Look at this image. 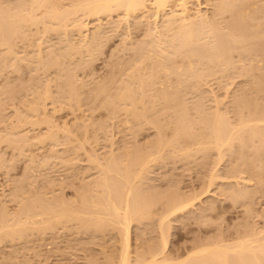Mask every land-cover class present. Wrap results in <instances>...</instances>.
<instances>
[{
  "label": "rangeland",
  "instance_id": "rangeland-1",
  "mask_svg": "<svg viewBox=\"0 0 264 264\" xmlns=\"http://www.w3.org/2000/svg\"><path fill=\"white\" fill-rule=\"evenodd\" d=\"M3 0H0V7H2V3H3V6H7V5H9V7H11V6H15V4H14V2L16 3L17 2V0L15 1H13V0H4L3 2H2ZM9 1H11L12 3L10 4V2ZM64 1L65 0H63V2H61V3H64ZM152 0H148V5L150 4L149 2H151ZM173 1V0H172ZM192 1V2H191ZM209 1V2H208ZM197 0V2L194 0H190V2H191V4H189V5H191V7H192V3H193V7L192 8H200V9H202V11H204L205 10V12L204 13H208L209 14V11L210 12H212L210 9H212V1H214V0ZM8 2H9V4H8ZM66 2V1H65ZM196 2V3H195ZM210 2H211V4H210ZM6 3V4H5ZM18 3H19V0H18ZM17 3V4H18ZM175 3V0L172 2V4L171 3H169L170 4V6L171 5H175L174 4ZM13 4V5H12ZM66 4V3H65ZM146 4V5H147ZM151 4H152V2H151ZM150 4V5H151ZM196 4H199V7H198V5H196ZM208 4V5H207ZM210 4V5H209ZM13 6V7H14ZM169 6V7H170ZM8 8V7H7ZM194 9H192L193 11H194ZM197 9H195V10H197ZM209 10V11H208ZM193 11H192V13H193ZM207 11V12H206ZM41 12H39L38 14L39 15H41L40 14ZM119 13V14H118ZM118 13H116V12H114V14H113V12H112V14L108 17V16H106V18H105V16H103V15H99L100 16V18H101V22H100V19L98 20L97 19V16L96 17H94V19L92 18V17H89V18H84L82 21H85V22H90L92 25H90L89 24V26H91V27H89V28H91V30L94 28V25H97L96 23H98L97 22V20L100 22V23H98V24H101V28H102V30H103V35H102V37H103V44H101L99 47H93V49H96V50H94L93 51V49H92V51L91 52H85L84 53V51L83 50H81V53H76L77 55H75V56H77L76 57V59L73 61V60H71V57H70V60L71 61H69V57L67 58V57H65L64 56V58H67L66 60L67 61H69L68 63H67V61L64 59V58H62V61H63V63H62V61H61V58H59V62H61L60 63V65H57V67L56 66H52V68H50L51 66H49L50 65V63H49V65H48V63L47 62H50V61H52L53 59H51V58H53V57H55L56 56V54H53L52 56L53 57H51L50 56V61H47L46 59H44V58H46L45 56H47V59L49 60V58H48V51H50L49 49H53L52 51L53 52H51V53H58V52H60V54H62L61 53V49H62V51H64V49H65V51H66V48L68 47V45L66 46V44L64 43L65 41H67L68 43L70 42V37L72 36H70V37H68L69 39V41L66 39V38H64V34L63 33H60V32H62V31H60V32H58L59 33V35H57V34H53L52 32H50V30H49V28H53V30L55 31V25L52 27V26H50L49 27V25L48 24H50L48 21H47V19H45L44 20V22H43V25H45V21H47V23H46V25L45 26H47V29H46V27H45V29H46V33H43V31H44V26H43V29L41 28L42 26H41V22H38L40 25H36L35 27H36V30L38 29V31H39V34L37 35V32L38 31H36V30H34V25H32L31 27V30H30V32L29 31H27L26 29H25V32L27 33V35L25 34V38L23 37V35H20V37H22V39L20 40L19 38L20 37H18V39L20 40H18L17 39V41L18 42H16V40H14L15 41V43L13 44V47H15V50H14V48L12 47V50L14 51V52H16V54L12 51V50H9V52H11L12 51V53L13 54H15V56L17 55V56H19V59H20V61H21V63H19L20 61H19V59H18V57H17V59L15 60V62L17 61H19L18 63L16 62V64H19L18 65V67H17V65H15L16 67H13L14 65H12L13 63H11V66H9L8 64H10L7 60H9V59H7V57L8 56H6V54L5 53H7V52H5V50H4V55L2 56L1 55V52L3 51V48L5 47H1L2 48V51L0 50V58L2 59V57H3V59H5L4 60V62L5 61H7V63L5 64V65H8V66H5V67H2V64L3 63H1L0 65V69H1V67H2V69L0 70V206H1V208L2 209H0V215H2V214H5V211H6V213L8 212V210H9V214L11 213V216H10V219L11 220H13L14 218V216L12 217V215H14L16 212V216H17V214H18V212H20L22 209H20V208H22V206L24 207V208H26V206H27V203H31V204H33L34 203V205L36 206H34L35 208V210H37L36 211V214H37V217H36V215H33V216H35L37 219H39V220H42V219H40V218H38V217H42L43 215H44V217H45V213H43V215L41 216V215H39L41 212H43L44 211V209H46L47 207V205H48V201H49V203L52 201L53 202V200L54 201H57V199L55 200L54 199V197H56L57 198V195H58V199L60 200L59 201V203H61V200L64 202V204L66 203V204H68V205H66V206H70V207H72L69 211H72L73 209V212H75V211H77V212H75L76 214H71L70 212H67V214H69V216L70 215H72V218H70V217H68V219L70 218V220H67V219H64V220H62V222L64 223L65 222V224L63 225V223L61 222V223H58L57 224V222H56V225H54L53 224V226H57L56 228L54 227V229L52 228V226H48V225H46L45 226V224L43 225H41V224H38V225H35V226H32L34 229L29 233V231H27L28 233H26V235H24L25 237H26V239L25 238H21V240H23L22 242H21V240L20 239H18V237H13L14 239H16L15 241H13V238L11 237V238H9V239H6V237L4 238L2 235V237L0 238L1 240V242H0V264H92V262H93V260L95 261V259H97L95 262H97L96 264H100V263H105V261H106V259H104V256H106L107 258H108V255H110L111 253V255L109 256V259H107V261H106V263L108 262V261H110V259L111 258H115L114 257V255H118V253L120 252L119 250H120V248H121V244H122V241L121 240H119V239H121V238H119V237H121V235H118L120 232V230H118V228L120 229V227L119 226H116V227H114V224H113V222H112V220H111V222L108 220V219H106V217L104 216V215H106V214H102V211L105 209V205H104V208H103V210H101L102 209V207H101V209H100V211H101V213H100V211L98 212L97 210L99 209H97V208H94V206L92 205V207H90L91 205L89 204L88 206L89 207H85V205L89 202L90 203V200H88V201H86L87 203H85L84 201L85 200H87L88 198L89 199H93V200H91V201H93V204L95 203V202H97V201H94V200H97V199H99L100 200V202L101 201H104L105 200V196H107V195H112L113 194V192H111L110 190L111 189H113L114 190V196L115 197H113V195H112V197L110 198V195L108 196V197H106V202H107V198L108 199H112V201H113V199H114V201L115 202H118V201H116L117 199H119V198H117L116 196H117V194L116 193H120V189L122 188V187H120V185L121 186H123L124 185V182L125 181H122L123 180V178L122 177H124V180H126L127 181V178H129V177H127L126 178V176H125V174L126 173H124V172H127V173H129L130 174V171H131V167L132 166H137V163L140 165V163L143 165H141V167L144 169H142V171L143 172H140L141 174H142V176L143 175H145V178H144V176L142 177L143 179H142V181L141 180H138L139 178L138 177H136V179L138 180V182H137V180L135 179V181H136V183L134 182V183H132V185L133 184H135L134 186H132L133 188H134V190L138 187H142V189L145 187V188H147V187H150V188H147L148 190H145V188H144V190H142L141 189V187H140V189L138 190L139 191V193L136 191H134V193H137V194H140L141 193V191L140 190H142V191H146V192H148L149 190V192L150 193H152L151 195L149 194H145L146 196H147V198L148 199H145V198H140L137 194L136 195H134V197L136 196L137 198H138V200L137 199H134V197L132 196V194H131V196H132V198L134 199V200H136L137 202L139 201V198H140V200L142 199V203L144 204L145 202L143 201V199L144 200H149V202H150V200H152L153 201V203L151 204V202H150V204L149 203H145V207H147L146 205H150V207L148 206L145 210H143V207L144 206H141V207H138L140 204H141V202H140V204H139V202H138V208L137 209H139V208H141V210H143L142 211V213L140 214L139 212H138V214L137 215H135L134 216V218H133V220L131 221V226H130V242L132 243L131 244V247L132 246H134L133 247V249H131L132 251L133 250H137V248L140 250V251H143V249L145 248V246H147V244L148 245H151V244H149V243H156V245H158L159 246V244H160V240H162V239H160V235H161V233H160V231H158V229H159V221L161 220L160 219V217L161 216H163L162 214H165V211L167 212V209H165V207L167 208V205H165L166 203H164L165 201L166 202H170L171 204H173L172 203V201H174L175 203L177 202V200H178V197H179V200H180V198H181V196H182V201H187V199H188V201H190L189 200V196H186V195H190V198H191V201L193 202V203H195L193 206H192V208H190L189 206V208L191 209H189L188 207V211H181L180 213H179V211L178 212H175V214H173V215H171L170 217H167V219L165 220V222H167V220H168V225L167 226H169V231H168V229H167V231H168V233H167V231H164V232H166L165 233V237H166V235L168 236V252L167 253H170L171 251L170 250H173L174 252H175V249L177 250H179V252L181 251V249H183V251L185 250V249H188V251H189V249L192 247V245L193 246H195V247H197L198 245L200 246V245H206V244H209V243H223V241H224V243L225 242H232L233 240H236L237 238H239V237H242L241 235H243V236H245L246 235V233L247 232H250L251 234H254L255 232H258L261 228H264V167H262V166H260L259 168H263V170H262V172H261V169H256V168H254V166H257V168H258V165H257V163L258 164H261L260 162H259V157L258 158H256V156H254V154H253V157L252 158H256L257 160H258V162L254 159V160H252V161H256L257 163H255V162H252V164L253 163H255L256 165H254L253 167L251 166V164H250V162L251 161H249V163L247 164V162H246V164H247V166L245 165V164H243L242 163V160H241V158L240 159H238V157L236 158V156H237V154L239 155V153H240V157H242V156H245L246 154L245 153H247V155L249 156V154H248V150L246 151L245 149H246V147H247V149H248V147L250 148V147H252L251 145H252V143H257V141H255L257 138H252V136H251V138H249V136L248 137H244L242 134V137H244V139L245 140H248L249 139V141L250 142H245V144H246V147H244L243 146V148H239L238 149V147H237V149H236V145H237V143L236 142H234V144L236 143V145L234 146V144H233V146H234V148H233V146H232V148H231V152L228 150H226L225 151V148L227 147V146H225V148L223 149H221V151H223L222 153H220V155L219 156H217L218 155V153L220 152V150H219V152H216L215 150L216 149H214L213 150V152L212 151H208V154H207V151H206V148H204L207 144H208V141H209V139L207 140V138H208V136H206L207 134L206 133H208V132H206L205 133V131L207 130V129H205V126H201L200 124L202 123V121L200 122L199 120H198V118H200L199 116H200V114H199V116H198V118H197V110L199 111L200 109H201V113H203V111L205 112V115H206V113H213L214 112V109L217 107L216 105H219L220 104V106H219V108H221L220 110H222L221 111V113L223 114V115H221L220 114V110H218V111H215V115L214 114H210L211 115V117L214 115L215 117H217V112H219V114L223 117V116H226V115H228V116H226L227 117V119H228V117L229 116H231V117H229V121L230 122H228V121H226L227 123H228V125H230L231 124V122H233L234 124H232V125H230V126H235V125H237V124H239L240 122L238 121V120H240V118H239V116L241 117L242 115H243V117H241V119L243 118V119H249L248 117H247V114H249V109L247 108V112L245 111L246 110V105L245 104H243V102H241V103H239V104H241V105H239L238 104V106H241L240 107V109H236L237 108V106L235 107V104L237 105V103L239 102V101H237L236 102V97L237 98H239L240 97V95L242 96V95H244V94H242V92L245 90L246 92H248L247 90H248V88L249 87H253L252 88V90L254 89V86H250V85H252V84H249V82L251 83V81H249L248 79H249V76H247V75H245V74H243L242 73V69H239V68H244L243 66H240L241 65V62L239 61V60H237L238 59V57H236V54H237V56H238V52H236V53H234L233 55H234V57H233V59L231 58L229 61H232V63H230V64H234V63H236V65L237 64H239V66L237 65V67H236V65H235V67H234V65H233V67H232V65H228V66H231L230 68L229 67H227V71L228 72H226V73H224L223 74V77H222V74H220V73H217L215 76H214V74H213V76H209L208 78H205L204 79V82H199V79L197 80L198 82H195L194 80H192L193 81V83L192 82H189V81H187V83H192L193 85H194V83H196L195 85L197 86V85H199V84H201L202 83V85H199V86H201V87H192L193 85H190V84H187V83H185V84H187V86H185L184 85V87L185 88H191V89H193V90H189L188 89V91L185 89V88H183L182 87V89H185V91H181L184 95H182V94H180V93H178L179 94V96L180 95H182V97L180 96H178V94H176L177 95V97L178 98H181L180 100H182V101H179L178 99H177V101L179 102V103H181L182 105H184V107H185V104L186 105H188V106H186V107H188V110H187V108H186V110L188 111H186L185 110V115H186V112H187V114L189 115V114H191L194 110L193 109H190V108H195L196 106L195 105H193L192 104V101H193V103L195 104V103H197L196 105H201V104H203V105H201V107H205L204 109L203 108H201V107H199L200 109H198L197 108V110H195V112H196V114H195V112H193L196 116H195V118H194V115H193V121L195 122V120L196 121H199V122H197V124H195L193 121H191V116L192 115H190V116H187L188 117V120H189V118H191L190 119V122H193L194 124H192L191 125V123H190V125H188V127L187 128H189V127H191L192 126V130H194V131H192L191 130V132H192V134L193 135H195V133H197L198 135H199V133H201L200 135H202L201 137H198V138H194L195 140H196V143H198L197 141L198 140H200L201 138L203 139V136H204V138H205V136L207 137L206 138V140H207V142H203V144H202V141H206V140H200L201 141V143L199 142L198 144H196L195 143V141H194V139H193V136H192V134H190L191 132H188L187 130L188 129H186L185 131H183L181 134L183 135L184 133H186V136H188V135H190L189 137H191L192 136V139L190 138V139H188V138H186V136H185V134L183 135V136H185V137H183V139L186 141V142H188V141H192L191 143H193V141H194V144L195 145H201V146H195L194 144H192V145H194V147L196 148V149H199V150H196V152L195 151H191V149L193 148L194 150H195V148L191 145V147L192 148H189L190 146H188V148L190 149V151L189 150H187L188 152H190V153H188L189 155H188V157H187V151H185V152H179V150L180 149H182L183 147L181 146L180 147V149L178 148V146L177 147H175L174 148V145L172 144L171 146H172V149L174 148V149H177L178 148V150L176 151V150H174L176 153H175V156L174 155H172L171 153L172 152H174V151H172V149H171V146L169 145V143H168V145L170 146L169 148H170V154L173 156V157H171V155L170 156H168V151H169V148H168V145L166 146H164L163 148H162V145H160V143H156V146H155V142H157L158 141V139L156 140H154V138H153V136L154 137H156V134H157V132L159 133V128L160 127H162L161 129H162V132H161V129H160V133L159 134H162L163 132H165V133H163V135L161 136V135H159L158 134V138L160 139V140H162V138H164L163 139V142H167L166 141V137H167V135H169L167 138V140L169 141V139L170 140H174L175 138L174 137H172L171 135L173 134V135H175L176 134V132H174V131H176V125L174 124L176 121H178V119L176 120V121H174L173 120V118H178V117H176V116H178V115H175V117H173V115H174V113H178L177 112V110H175L176 108H173V104L172 103H166L167 105L168 104H170V105H168V108H170L171 109V107H172V109H174V111L175 112H173V110L172 111H168V112H170V114L166 111V114H165V116H163V117H160V116H158V115H156L157 117H159L158 119L159 120H157V121H159L158 123H157V121L155 122V120L157 119V118H155V119H153L154 117H156L154 114H152V115H150V116H152L153 117V115H154V117L152 118H150V119H152V123H151V125L153 124V123H156V125L154 126V125H152V126H149V129H148V126L146 125V124H143V123H145V120L143 121L142 119H143V117H135L136 119H138L137 121L135 120V121H133L131 118H133L134 119V116L132 117V116H128L127 114L129 113V111L131 110V109H127V113H126V115H127V117H131L130 119L129 118H127V117H125L126 115L125 114H122V112H124V110H122V112L119 110V114L117 115V116H120V117H117L116 115H115V112L119 109V105H118V101L115 99V98H113V99H115L116 101H114V102H112V103H110L111 101H113V99L111 100V98H109L111 95H110V91H112V92H117L118 90H121L120 89V85H119V83L117 84V81H118V79L120 80V78L122 79V77L120 76V71L122 70V68H124V67H122V68H120L119 67V64L120 63H124V66H126L125 68H124V70L122 71L123 72V75L127 72V74L129 73V72H131V70L132 69H130V67L131 68H133L134 70H132L133 72L132 73H134L135 74V76L136 77H138V75H136L137 73H135V71H137V68H136V70H135V68H134V63L133 62H131V63H133V66H131L132 64H130V61L129 60H131V58H133V56L135 55V54H137V53H135L136 52V50L135 49H137V46H138V44L140 45L141 43L140 42H142V39H143V41H144V39H145V42H146V40L149 42L150 40V38L151 37H149L150 36V34H151V32H150V30H149V27L150 26H153L154 27V18L153 17H151V16H149V15H151V12H150V14L149 13H147V14H149L148 16H149V18L147 19V18H145L144 17V20L141 18V20H139L140 18V16L139 17H136V18H126L125 16H123V13L120 11V12H118ZM121 14V15H120ZM211 14V13H210ZM81 15V14H80ZM106 15V14H105ZM108 15V14H107ZM120 15V16H119ZM227 15V14H226ZM225 15V17H226V19L224 20V21H226L227 19L229 20V13H228V15L226 16ZM123 16V17H122ZM82 17V16H81ZM83 17H85L84 15H83ZM108 17V18H107ZM121 17V19H119ZM124 17H125V19L127 20V21H125V19H124ZM228 17V18H227ZM90 18H92V19H90ZM97 20H96V19ZM105 18V19H104ZM111 20H110V19ZM119 19V20H116V19ZM139 18V19H138ZM79 19H81V18H79ZM79 19H77V20H79ZM134 20V22H133V20ZM139 20V21H136V20ZM149 20L150 22H151V25L150 24H147V23H150L149 21H145V20ZM95 20V21H94ZM106 20H107V22H106ZM131 22H129V21ZM162 20V19H161ZM228 20L226 21V22H228ZM259 20V19H258ZM257 20V21H258ZM109 21H111L109 24H108V22ZM117 21V23H115ZM122 21H124V22H122ZM140 21H142V22H140ZM144 21V22H143ZM263 21V20H262ZM94 23V25H93V23ZM140 23V25L139 26H137V23ZM147 22V23H146ZM253 22V21H252ZM260 22H261V20H260ZM259 22V23H260ZM104 23V24H103ZM118 23H121V24H118ZM144 24V25H146V26H142V24ZM153 23V24H152ZM254 24H256V20H254V22H253ZM253 23H251V24H253ZM102 24H103V27H102ZM106 24V25H105ZM109 26H108V25ZM125 24L127 25V26H125ZM132 24V25H131ZM159 25H160V22L158 23ZM253 24V25H254ZM51 25V24H50ZM120 25V26H119ZM134 25V26H133ZM148 25H149V27H148ZM224 25H225V22H224ZM41 26V27H40ZM93 26V27H92ZM98 26V25H97ZM113 26V27H112ZM118 27L117 29H115L116 27ZM124 26V27H123ZM134 28V30H133V28ZM49 27V28H48ZM56 27H57V25H56ZM107 27V28H106ZM110 27H112V28H114V29H112V28H110ZM120 27V28H119ZM122 27V28H121ZM126 27V28H125ZM128 27V28H127ZM137 27V28H136ZM264 27V26H263ZM262 27V28H263ZM30 28V27H29ZM28 28V29H29ZM59 28V27H58ZM109 28V29H108ZM123 28H124V30H123ZM132 28V29H131ZM105 29V30H104ZM111 29V30H110ZM125 29H127V30H125ZM146 29H148V31L150 32V33H147L148 31L146 30ZM42 30V31H41ZM56 30H58L57 28H56ZM107 30V31H106ZM119 30V31H118ZM120 30H122V31H120ZM132 30V31H131ZM136 30V31H135ZM153 30V28L151 27V31ZM264 30V29H263ZM112 31H114V32H112ZM117 31H118V33H117ZM125 31V32H124ZM147 31V32H146ZM35 32V34H32V33H34ZM42 32V33H41ZM49 32V33H48ZM56 32V33H57ZM118 34H116V33ZM108 33V34H107ZM125 33V34H124ZM30 34V35H29ZM45 34V35H44ZM61 34L63 35V36H61ZM110 34L112 35V36H110ZM129 34V35H128ZM146 34H147V36L149 37L148 39H146L147 38V36H146ZM29 35V36H28ZM43 37H42V36ZM108 37H107V36ZM121 35H123V36H121ZM31 36V37H30ZM128 36H130V37H128ZM30 37V38H29ZM42 37V38H41ZM106 37V38H105ZM28 38V39H27ZM60 38V39H59ZM108 38V39H107ZM16 39V38H15ZM24 39V40H23ZM63 39H65V41L63 40ZM72 39H73V37H72ZM22 40H23V43L21 44V43H19V42H22ZM30 42H29V41ZM63 41V43H62V41ZM255 40V39H254ZM101 41H102V38H101ZM100 41V42H101ZM104 41H106V42H104ZM138 41H140V42H138ZM257 41L259 42L260 40H258V39H256V41H254V43H257ZM124 43L123 45H122V43ZM128 42V43H127ZM133 42H134V44H133ZM144 42V44L146 45L147 43H145ZM252 42V40L250 41V43ZM16 43H19V44H17L16 45ZM26 43V44H25ZM30 43V44H29ZM102 43V42H101ZM138 43V44H137ZM249 43V44H250ZM253 43V42H252ZM29 44V45H28ZM132 44V45H131ZM143 44V43H142ZM142 44L140 45V47L142 46ZM14 45H16V46H14ZM63 45V46H62ZM64 45L66 46V47H64ZM127 45V46H126ZM133 45H134V48H133ZM251 45V44H250ZM3 46V45H2ZM25 46V47H24ZM53 46V47H52ZM122 46V47H121ZM130 46V47H129ZM147 46V45H146ZM146 46H144V47H146ZM19 48V49H17V48ZM52 47V48H51ZM62 47H64V48H62ZM102 47H103V49H102ZM128 48V49H126V48ZM140 47H139V49H140ZM143 47V48H144ZM0 48V49H1ZM6 48V47H5ZM24 48H25V51H24ZM60 48V49H59ZM125 48V49H124ZM132 48V49H131ZM142 48V49H143ZM247 48H248V46H247ZM249 48H250V46H249ZM21 49V50H20ZM134 49V50H133ZM141 49V50H142ZM145 50H147L148 49V47L147 48H144ZM8 50V49H7ZM17 50H20L21 51V53H20V51L19 52H17ZM59 50V51H58ZM99 50V51H98ZM101 50V51H100ZM144 50V51H145ZM65 51H64V53L63 54H66L65 53ZM135 51V52H134ZM138 51H140V50H138ZM137 51V52H138ZM7 53V55H11L12 53ZM40 52V53H39ZM83 52V53H82ZM96 53V54H94V56H92V55H90V56H92V57H89L88 58V56H89V54L90 53ZM100 52V53H99ZM134 52V53H133ZM24 53V54H23ZM28 53V54H27ZM86 53L88 54V55H86ZM144 53H146V51L144 52ZM143 53V50L138 54L139 56H140V54L142 55V54H144ZM3 54V53H2ZM11 55L12 57L14 56V55ZM21 54H22V56H21ZM26 54V55H25ZM50 54V53H49ZM59 54V53H58ZM83 54H85V55H83ZM134 54V55H133ZM35 55H40L38 58H37V56H35ZM43 57H42V56ZM78 55H79V57H78ZM84 57H83V56ZM96 55V56H95ZM136 56L135 58H138L139 56ZM251 55H253V54H251ZM250 55V56H251ZM2 56V57H1ZM4 56H6L5 58H4ZM143 56V55H142ZM250 56L248 57V56H246V57H248V58H250ZM25 57V63H24V60H23V58ZM29 57H31V58H29ZM34 57H36L38 60L39 59H41L40 57H42V60H40V61H42L41 63H39L40 65L42 64V65H44L45 63H43L45 60L47 61H45L47 64V66H49L48 68H46L45 66H42V67H44V68H42L39 64H38V62H40V61H38L36 58H34ZM58 57V56H57ZM60 57V56H59ZM72 57H74V55L72 56ZM80 57L81 58H83V59H80ZM11 58V57H10ZM14 58V57H13ZM12 58V59H13ZM26 58H28L27 60H26ZM33 58V59H32ZM77 58L80 60H77ZM88 60H87V59ZM139 58H141V56L139 57ZM236 60H235V59ZM2 59V60H3ZM15 59V58H14ZM36 59V60H35ZM85 59V60H84ZM94 59V60H93ZM65 60V61H64ZM83 60H84V62H83ZM91 60H92V62H91ZM133 61H135V64L137 63V66H138V61L140 60V59H137V62H136V59L134 60V59H132ZM131 60V61H132ZM173 60V59H172ZM171 60V61H172ZM175 60H176V58H175ZM178 60V59H177ZM177 60L175 61V63L177 62ZM247 59H245L244 60V62H242V64L244 63L245 65L247 64V62L248 61H246ZM1 61V60H0ZM11 61V60H10ZM13 62H14V60H12ZM75 61H77V62H75ZM87 61V62H86ZM121 61V62H120ZM129 63H128V62ZM171 61H168L167 60V62H171ZM174 61V60H173ZM179 61V60H178ZM236 61V62H235ZM23 62V63H22ZM91 62V63H90ZM127 62V63H126ZM167 62H166V64H167ZM184 62V61H183ZM238 62V63H237ZM246 62V63H245ZM26 63H29V64H26ZM36 63L38 64V66L36 65ZM116 63H117V65H116ZM171 63H173V62H171ZM178 63V62H177ZM187 62H185V63H182L181 65L183 66V64L185 65ZM27 65V66H23V65ZM32 64H34L35 66H37V68L35 67V66H33ZM71 64V65H70ZM74 64H80V65H82V68H80L81 66L80 65H74ZM85 64V65H84ZM90 64V65H89ZM201 64L202 63H200V67H201ZM32 65V66H31ZM123 64H121L120 66H122ZM128 65L130 66V67H128ZM170 65V67L172 66V64H169ZM176 65H178V64H176ZM180 64H179V66H181ZM3 66H4V64H3ZM40 66V67H39ZM149 66V65H148ZM147 66V67H148ZM186 66V65H185ZM188 66V65H187ZM22 67V68H21ZM24 67V68H23ZM29 67H30V69H29ZM67 67H68V69L70 70H68L67 69ZM70 67H71V69H70ZM73 67V68H72ZM75 67V68H74ZM150 67V66H149ZM199 67V66H198ZM199 67V68H200ZM15 68V69H14ZM33 68H35V69H33ZM67 70H66V69ZM198 68V69H199ZM203 68V67H202ZM233 68H235V71L233 70ZM237 68V69H236ZM19 69V70H18ZM64 69V70H63ZM74 69H75V71H74ZM78 69V70H77ZM197 69V68H196ZM201 69V68H200ZM199 69V70H200ZM230 69V70H229ZM232 69V70H231ZM56 70V71H55ZM67 72H66V71ZM126 70V71H125ZM147 70V69H146ZM204 69H202L201 71H203ZM239 70V71H238ZM241 70V71H240ZM62 71H63V73H65V74H62ZM69 71V72H68ZM72 71V73H71V75H70V72ZM76 72V73H74V72ZM141 71V70H140ZM200 71V72H201ZM121 72V73H122ZM125 72V73H124ZM139 72V71H138ZM205 72H207L206 70H205ZM204 71L201 73L202 75L200 76V74H199V76L201 77V79L200 80H202L203 81V73L204 74H206ZM233 72V74H231ZM235 72V73H234ZM236 72H238V73H240L239 75L241 76V74H242V77H239V76H237L238 75V73H236ZM74 73V74H73ZM141 73V72H140ZM140 73H138V74H140ZM199 73V72H198ZM57 74V75H56ZM60 74H61V76H60ZM126 74V75H127ZM207 74H209V73H207ZM70 75V76H69ZM122 75V74H121ZM122 75V76H123ZM129 75H130V73H129ZM211 75H212V73H211ZM228 75H230V76H228ZM232 75V76H231ZM234 75V76H233ZM63 76H65V77H63ZM68 76L69 77H72L71 79L73 80L72 82H71V84H74L73 86H71L70 84V87H69V89H68V87L65 85V84H67V83H65V82H67L68 80H66V77L68 78ZM125 76V75H124ZM124 76H123V79L122 80H124V82L126 81V78H128V76H126L125 78H124ZM163 76V75H162ZM161 76V77H162ZM174 76V75H173ZM173 76H171L170 77V81L172 82V84H175V82L177 81V76L175 77L174 76V78L175 79H173ZM205 77L206 76H208V75H204ZM245 76V77H244ZM246 76H247V79H246ZM60 77V78H59ZM219 77V78H218ZM63 78H65V79H63ZM220 78H226V79H224L223 81H222V79L220 80ZM228 78V79H227ZM71 79H69V82H70V80ZM110 80V79H112V80H110V81H107V80ZM217 79V80H216ZM220 81H219V80ZM66 80V81H65ZM122 80H120V81H118V82H121ZM128 80H130V81H132L131 79H129L128 78ZM128 80L126 81V83H124V86H125V89H126V85H128V84H130V81H129V83H128ZM137 80V79H136ZM157 80V82H156V84L157 83H159L158 82V79H156ZM169 80H164V82L163 83H165V81H166V83H167V81H168V83H169ZM250 80H251V78H250ZM36 81H38V82H36ZM42 81H44V82H42ZM46 81H47V83H46ZM112 81V82H111ZM115 81V82H114ZM162 81H163V79H162ZM247 81H249V82H247ZM40 82H42V83H44V87L41 85L42 83H40ZM68 82V83H69ZM103 82H105V83H103ZM107 82H111V84L112 85H108L109 83H107ZM171 82L169 83V85L171 84ZM174 82V83H173ZM40 84L39 86L37 85V84ZM84 83V84H83ZM101 83L103 84V85H101ZM168 83L164 86V88L166 89V90H168ZM36 84V85H35ZM48 84V85H50V86H48V87H51V89L52 90H50V91H53L54 92V98L52 97L51 99H53V100H49V101H53V103L52 102H48V100H47V102H48V105H47V103H46V108H47V110H46V113H47V111L49 110L50 111V113H49V111H48V114H44L43 112H42V110L40 111V112H42V114H44V115H42V114H40V112L38 111V113L36 112V113H34V112H32V113H30V111L29 110H31L30 109V107L29 106H31L32 105V102L33 101H36V98H37V96H38V93H41V92H43L44 91V89H45V87H46V85ZM81 84V85H80ZM98 84V85H97ZM108 85V88L107 87H104V85ZM121 84H122V82H121ZM126 84V85H125ZM136 84V83H135ZM155 84V85H156ZM162 84V82H160V85ZM171 84V85H172ZM64 85V86H63ZM68 85V84H67ZM100 85L101 86H103V87H101V88H103V89H101L100 88ZM105 85V86H106ZM113 85H115V86H113ZM133 86H135L134 84H132ZM155 85H153V86H155ZM168 85V86H167ZM188 85H190L191 87H189ZM31 86V87H30ZM38 86V87H37ZM65 86L67 87V88H65ZM82 86H83V88H82ZM97 86V87H96ZM114 88H113V87ZM118 86H119V88H118ZM122 86H123V84H122ZM123 86V87H124ZM132 86V87H133ZM167 86V87H166ZM247 86V87H246ZM249 86V87H248ZM35 87H37V89L35 88ZM40 87V88H39ZM41 87H42V89L43 90H41ZM72 87V88H71ZM73 87L74 88H77L78 90H76L75 89V91H74V93L76 92L77 94L80 92V96H81V99H80V101H79V103H81V104H77L78 103V101H76L77 99H79V98H72V99H76V100H70L71 99V97L74 95V93H73V95L71 96V95H69V94H65L64 92H63V89H64V91L65 90H67V92L66 93H68L69 91H72V89H73ZM94 87H95V89H94ZM112 87V88H111ZM158 87V88H157ZM159 87L160 88H162L163 86H159L158 84L156 85V89H157V91H158V89H159ZM33 88H35V91L36 90H39L40 89V92H37L36 93V95L34 94L35 92H34V89ZM97 88L99 89V90H97ZM110 88V89H109ZM122 88V87H121ZM134 88V87H133ZM196 88H198V89H196ZM200 88V89H199ZM243 88H244V90H243ZM251 88H249L250 89V91H251ZM28 89V90H27ZM103 90H106V91H103L104 93L102 94V91ZM108 89V90H107ZM112 89V90H111ZM135 90L133 91V93H135V92H137V94L135 93V97L136 96H138V94H141L140 92H143L142 91V89L140 90V89H136V87L134 88ZM147 89V88H146ZM149 89V88H148ZM152 90H151V92H152V94H155V93H153V92H156V93H159L160 91H161V89H160V91L159 92H157L156 90H155V88H151ZM153 89L155 90V91H153ZM247 89V90H246ZM33 90V91H32ZM74 90V89H73ZM93 90V91H92ZM97 90V91H96ZM140 90V91H139ZM162 90H164L163 88H162ZM166 90H164L165 92H166ZM204 90H206V91H204ZM238 90H239V92H238ZM254 90H256V89H254ZM91 91L93 92V93H91ZM101 91V92H100ZM123 91H125V90H121V92H123ZM169 91H171L170 89H169ZM174 91V90H173ZM178 91H180V89L178 90ZM189 91H191V92H189ZM203 91V92H202ZM208 91V92H207ZM235 91V92H234ZM258 91V90H257ZM31 92H34V93H31ZM53 92H51V95L53 94ZM82 92V93H81ZM88 92H90L91 94H94V92H99V93H95L94 95H90V94H88ZM111 92V94H112V96H114L113 94L114 93H112ZM163 92V91H162ZM172 92V91H171ZM175 92V91H174ZM186 92V93H185ZM190 93V95H188V93ZM194 92V93H193ZM211 92V93H210ZM255 91H253V92H251V93H249L248 92V95H247V93H245L246 95H245V98H244V100H243V98H242V101H244V103L246 102L245 101V99L246 98H249L251 95H249V94H253ZM262 92H264V91H262ZM63 93L65 94V95H63ZM108 93V94H107ZM117 93H120V91L119 92H117ZM205 93V95H206V93L207 94H210V96L209 95H206L207 97H205V95H203ZM212 93H215V94H217L216 95V97L212 94ZM237 93H239V94H237ZM258 93H261V92H255V94H258ZM32 96H31V95ZM34 94V95H33ZM72 94V93H71ZM100 94V95H99ZM106 95L105 96V98H103L102 97V95ZM170 94V93H169ZM172 94H173V92H172ZM192 94H194V95H192ZM201 95V97H200V95ZM264 94V93H263ZM262 94V96H264ZM67 95H68V97L69 96H71V97H67ZM78 95V96H79ZM99 95V96H98ZM229 95V96H228ZM230 95H231V97H230ZM235 95V96H234ZM237 95V96H236ZM34 96V97H33ZM76 96V95H75ZM77 96V97H78ZM86 96H87V98H86ZM109 96V97H108ZM116 96V95H115ZM140 96V98H141V95H139ZM139 96L136 98V99H139ZM196 96H197V98H196ZM229 97V99H228V97ZM234 98H233V97ZM253 96H254V94L252 95V97H250V99H251V101H252V98H253ZM256 96V95H255ZM254 96V97H255ZM261 95H259L258 94V96H256V97H258L257 99H259V97H260ZM66 97L68 98V100L66 99ZM84 97V98H83ZM94 97V98H93ZM95 97H97V98H95ZM185 97V98H184ZM192 97H193V100H192ZM210 97V98H209ZM214 97V98H213ZM224 98L223 100H224V104L223 103H221V102H223V100L221 99V102L220 103H216L214 100L216 99V100H220V98ZM242 97H244V96H242ZM107 98H109V99H107ZM151 98V97H150ZM195 98V99H194ZM200 98H202L203 100H206V101H203L202 99V102H200L201 100H200ZM227 98V99H226ZM261 98V97H260ZM32 99H34L33 101H32ZM233 99V100H232ZM239 99H241V97L239 98ZM249 99V100H250ZM253 99H256V98H253ZM256 99V102H254L255 104H258V105H260V104H262L261 102H262V100L264 101V97H262V99H261V102H259L260 101V99L259 100H257ZM56 100V101H55ZM111 100V101H110ZM141 100V99H140ZM139 100V101H140ZM147 99H145V101L143 100V101H141V102H144V103H142L141 104V106H144V104L146 105V106H144L145 108L146 107H148V105L150 104V106L152 107V102L150 101V99L148 100V102H151V103H146L147 101H146ZM185 100L187 101V102H185ZM197 100V102H194V101H196ZM219 100H218V102H219ZM232 100V101H231ZM238 100V99H237ZM246 100H248V99H246ZM248 100V101H249ZM104 101V102H103ZM159 102H157L158 104L160 103V100H158ZM176 100H175V104H176V102H177ZM213 101V102H212ZM229 101V102H228ZM231 101V102H230ZM236 102V103H234L233 104V102ZM250 101V102H251ZM254 101V100H253ZM253 101H252V103H253ZM116 102V103H115ZM164 101H162L161 100V103L159 104V106H161V107H159L158 105L157 106H155L156 108H155V110H151L153 113L155 112V114H157V112H158V114L159 113H162L163 114V112L165 113V110L164 109H166V104H165V106H163L164 105V103H163ZM183 102H184V104H183ZM189 102V103H188ZM215 102V104H212V103H214ZM258 102V103H257ZM35 103V102H34ZM55 103V104H54ZM106 103H108V104H106ZM113 103L115 104L114 106H116V105H118V108L117 107H113L112 105H113ZM191 103V104H190ZM231 103V104H230ZM264 103V102H263ZM102 104V105H101ZM110 104V105H109ZM148 104V105H147ZM163 104V105H162ZM171 104H172V106H171ZM174 104V105H175ZM221 104L223 105L222 107H221ZM228 104H230V105H228ZM233 104V105H232ZM27 105H29L28 107H27ZM80 107H79V106ZM124 105V104H123ZM123 105H121V107H124ZM177 105V104H176ZM175 105V106H176ZM179 105V104H178ZM182 105H179L178 106V108L180 109V106H182ZM193 105V106H192ZM206 105V106H205ZM209 105V106H208ZM216 106V107H214V106ZM225 105H227V106H225ZM232 105V106H231ZM242 105H244V106H242ZM105 106V107H104ZM108 106V107H107ZM111 106V107H110ZM128 106V105H127ZM127 106H125V107H127ZM163 106V107H162ZM170 106V107H169ZM208 106V107H207ZM211 106V107H210ZM225 106V107H224ZM262 106H264V104H262L261 106H260V109L261 110H263L264 109V107H262ZM107 107V108H106ZM130 107H132V106H130ZM140 107V106H139ZM143 107V108H144ZM159 107V108H158ZM190 107V108H189ZM198 107V106H197ZM213 107V108H212ZM245 108L244 109V111H245V115H246V117H245V115L244 114H241V115H237V113H238V111L237 110H241L242 108ZM29 108V109H28ZM110 108H111V110H110ZM117 108V110L115 111V109ZM129 108V107H128ZM137 108H138V104H137V106H136V110H137ZM141 108V107H140ZM139 108V110H143V108H141L140 109ZM144 108V109H145ZM154 108V107H153ZM161 108H162V110H161ZM164 108V109H163ZM208 108V109H207ZM218 107L216 108V109H219ZM223 108H224V110H223ZM263 108V109H262ZM112 109H114V110H112ZM121 109V108H120ZM148 109V108H147ZM147 109H145V110H147ZM151 109V108H150ZM158 109V110H157ZM196 109V108H195ZM202 109H203V111H202ZM234 109V110H233ZM110 110V111H109ZM129 110V111H128ZM135 110V108H134V112L136 111ZM139 110H137L138 112H141V111H139ZM145 110H143V111H145ZM149 110V109H148ZM159 110H161V111H159ZM164 110V111H163ZM169 110V109H168ZM189 110H190V113H189ZM193 110V111H192ZM29 111V112H28ZM112 111V112H111ZM133 111V110H132ZM230 113H229V112ZM243 111V110H242ZM108 112H110V113H108ZM131 112V111H130ZM152 112H150V110H149V113H152ZM223 112H225V113H223ZM25 113H27V114H25ZM30 113V114H29ZM113 113V114H112ZM116 113H118V112H116ZM125 113V112H124ZM131 113H133V112H131ZM131 113H129L130 115H133V114H131ZM136 113V112H135ZM200 113V112H199ZM240 113H241V111H240ZM247 113V114H246ZM161 114V115H162ZM169 114V115H168ZM235 114V115H234ZM50 117H49V116ZM112 115H113V118H112ZM115 115V116H114ZM123 115V116H122ZM168 115V116H167ZM202 115V114H201ZM204 115V113H203V116H205ZM237 115V116H236ZM26 116H30L31 117V120L33 121H29V119H30V117L28 118V117H26ZM46 116H48L47 118H49L48 119V121H50V122H48V121H46L47 120V118L45 119V121H43L42 119H43V117H46ZM108 116H109V119H108ZM122 116V117H121ZM207 116H208V114H207ZM24 117L25 118H28L27 119V122H26V119H24ZM170 117H173L172 118V122H170L171 124L170 125H168L167 124V122H168V120L167 119H169ZM184 117V116H183ZM186 117V118H187ZM219 117V116H218ZM128 120L129 119V124H128V121L126 120V119ZM140 118H142V119H140ZM163 118V120H161ZM164 118H167V119H164ZM202 118V117H201ZM200 118V120H202ZM205 118H207L206 116H205ZM220 118V117H219ZM234 118V119H233ZM237 118H238V120H237ZM34 119V120H33ZM41 119V120H40ZM106 119V120H105ZM39 120H40V123H39ZM117 120H121V122H118ZM122 120H124V122H122ZM141 122H140V121ZM170 120H171V118H170ZM203 120H204V118H203ZM211 120H212V118H211ZM222 120H223V122H224V120H226V119H223L222 118ZM36 121H38V122H36ZM43 121V122H42ZM115 121V122H114ZM125 121H126V123H125ZM167 121V122H166ZM234 121H236V123L234 122ZM32 122V123H31ZM37 124H36V123ZM103 123V125H102V123ZM105 122H107V127H106V123ZM111 122H113L112 124H111ZM151 122V121H150ZM164 124H163V123ZM226 122H224V123H226ZM237 122H239V123H237ZM100 123V124H99ZM116 123H118V124H116ZM141 123V124H140ZM166 123V124H165ZM200 123V124H199ZM226 123V124H227ZM33 126H32V125ZM109 124H111L110 126H109ZM131 124H132V126H131ZM138 124V125H137ZM160 124V125H159ZM162 124V125H161ZM173 124L175 125V126H173ZM222 124V123H221ZM226 124H225V126H226ZM105 125V127H106V129L104 130V126ZM121 125H123L122 127H119V126H121ZM135 125L137 126V128L135 127ZM139 125H143L142 127L144 128L143 130H142V127H140ZM160 127H159V126ZM171 125H172V127H171ZM196 125V126H195ZM53 128H52V127ZM99 126H102V127H99ZM146 126H147V128H146ZM158 126V127H157ZM163 126H165V127H163ZM199 128H198V127ZM96 127H97V134H96ZM99 127V128H98ZM110 127V128H109ZM113 127V128H112ZM138 130L139 128L141 129H139L138 131L139 132H137V130L135 129V128ZM202 127H204L203 129H205V130H203L202 129ZM100 128H101V132H100ZM112 128V129H111ZM117 128V129H116ZM118 128H119V130H118ZM122 128V129H121ZM131 129V132H130V129ZM133 128V129H132ZM151 128V129H150ZM175 128V129H174ZM53 129V130H52ZM95 129V130H94ZM110 129V130H109ZM155 129V130H154ZM158 129V130H157ZM164 129H165V131H164ZM172 129H174V130H172ZM191 129V128H190ZM189 129V130H190ZM202 131H204V133L206 134H202L203 132H201V130ZM50 130H52V131H54L55 133H51V131ZM56 130V131H55ZM104 130V132H107V131H109L110 132V134H105L104 132H102ZM107 130V131H106ZM170 130H172V131H170ZM197 130V131H196ZM200 131V132H199ZM11 132H14V133H12L11 134ZM109 132H107V133H109ZM156 132V133H155ZM175 134H174V133ZM187 132H188V134H187ZM5 133V134H4ZM47 133H48V135H47ZM99 133H101L102 135H100ZM111 133H112V135H111ZM172 133V134H171ZM245 134H248V133H246V132H244ZM4 134V135H3ZM10 134V135H9ZM18 134V135H17ZM20 134V135H19ZM49 134H51L50 136H52V134L54 135L53 137H51L50 138V136H49ZM93 134H96V135H98L97 137H95V135H94V137H93ZM135 134V135H134ZM197 134H196V136H197ZM9 135V136H8ZM15 135V136H14ZM43 135H45V136H43ZM46 135H47V137H46ZM104 135V136H103ZM108 135V136H107ZM110 135V136H109ZM199 135V136H200ZM19 136H25V140L23 139L22 140V138L20 137V139L18 138ZM40 136H42V137H40ZM89 136H90V139H89ZM111 137V138H107V137ZM134 136V137H133ZM165 136V137H164ZM8 137V138H7ZM11 138V140H10V138ZM40 137V138H39ZM44 137V138H43ZM97 138L96 140L95 139H92V138ZM100 137V138H99ZM104 137H105V139H104ZM169 137H171V138H169ZM195 137V136H194ZM13 138H17V139H15L16 141L15 142H11V141H14V139ZM49 138V139H48ZM108 140H107V139ZM129 138V139H128ZM13 139V140H12ZM53 139H55V141H53ZM111 139H112V141H111ZM129 140V142H130V140H132V142L133 141H136L134 144H135V147H137L136 146V144L138 145V147L137 148H135L134 147V144L132 143V142H128V140ZM135 139V140H134ZM187 139H188V141H187ZM198 139V140H197ZM251 139H254L253 141H251ZM10 140V141H9ZM19 140H22L21 142H18ZM102 140H104V141H102ZM106 140H107V142H106ZM147 140H148V142H147ZM152 140H154L153 141V143H152ZM165 140V141H164ZM99 141V142H98ZM106 144H105V143ZM109 142V143H108ZM111 142H113V143H111ZM152 144H151V143ZM159 142V141H158ZM183 142V141H182ZM108 143V144H107ZM116 143V144H115ZM126 143H127V145H126ZM132 143V144H131ZM146 143V144H145ZM149 143V144H148ZM172 143V142H171ZM170 143V144H171ZM190 143V142H189ZM190 143V144H191ZM205 143H207L205 146H203ZM109 144H112V145H114V146H112V145H109ZM130 144H131V146H130ZM140 144V145H139ZM157 144H159V145H157ZM183 144V143H182ZM188 144V143H187ZM187 144H185L186 146H187ZM238 144H240V143H238ZM249 144H251V145H249ZM253 145V147H256V145ZM105 145V146H104ZM109 145V146H108ZM249 145V146H248ZM107 146V147H106ZM112 146V147H111ZM127 146V147H126ZM148 146V149L150 148L149 146H152V148L153 149H151V150H154L155 152L154 153H156L157 152V149L159 148H157V146H161V148L163 149H161V148H159V150L160 151H158L156 154H157V156L159 155L160 157V159L157 157V156H155L154 154H153V157L151 158V156L149 157V155H150V150L148 151V149L146 148ZM184 146V145H183ZM209 146V145H208ZM237 146H239V145H237ZM241 146V145H240ZM71 147H75V148H71ZM134 147V148H133ZM156 147V148H155ZM165 147H167V148H165ZM185 147V146H184ZM198 147V148H197ZM199 147H201V148H199ZM71 148V149H70ZM128 148H130V149H132V152H131V150L130 149H127ZM144 148V149H143ZM155 148V149H154ZM211 147H209L208 149H210ZM258 148H260V147H258ZM257 147L255 148V150H261V148L260 149H258ZM73 149H75V150H73ZM135 149H137V150H139L138 151V153L141 151V153H139L140 154V157H141V161H140V163H139V161L137 160V163L136 162H134V161H132V159H131V157L129 156V154L131 153H133V152H135L136 150ZM140 149H143V150H140ZM147 149V150H146ZM165 149L167 150L166 152H165ZM213 149V148H212ZM211 149V150H212ZM230 149V148H229ZM232 149H235V150H232ZM251 150H253L252 148H250ZM250 149H249V151H250ZM263 149V148H262ZM71 150V151H70ZM73 150V151H72ZM114 150H116L115 152H113ZM124 150H127L126 152H124ZM129 150H130V152H129ZM147 152H146V151ZM201 150H204V153L206 152V154H203L202 152H201ZM237 150H239V151H237ZM242 150H245L246 152L244 153ZM255 150H253V151H255ZM264 150V149H263ZM50 151L53 153H50ZM54 151H56V153L54 152ZM112 151V154H114V156H111V152ZM162 151V152H161ZM172 151V152H171ZM181 151V150H180ZM233 151L235 152V151H237L236 153H233ZM93 152H95V154L93 153ZM120 152H122V153H120ZM126 153V154H124V153ZM127 152H129V154L127 153ZM137 152V151H136ZM143 152L145 153V156H144V154H143ZM153 152V151H152ZM162 154H161V153ZM164 152H165V154H164ZM195 152V153H194ZM239 152V153H238ZM241 152H243L242 154H244V155H242L241 156ZM263 156H264V153H262V150L261 151H259ZM264 152V151H263ZM97 153V154H96ZM146 153H148L149 155H147L148 156V158H151L150 160H148L147 159V156H146ZM159 153V154H158ZM167 153V154H166ZM179 153H181L180 155H178ZM186 153V154H185ZM228 153H230V154H228ZM250 154H252L251 152H249ZM255 153V152H254ZM51 154V155H50ZM58 154V155H57ZM107 154H109L108 156H107ZM115 154H117V155H115ZM122 154H124L126 157V159L124 158L123 159V157H124V155H122ZM137 153H135V155H136ZM182 154H184L183 156H181ZM190 154H192V155H190ZM214 154V156H212ZM230 155V156H228V155ZM256 154V153H255ZM259 155L258 153H257V156L259 155V156H262V155ZM50 157H49V156ZM60 155V157H57V156H59ZM94 155V156H93ZM95 155H96V157H95ZM102 155V156H101ZM133 155H134V153H133ZM142 155V156H141ZM162 155H164V156H162ZM178 155V156H177ZM205 157H204V156ZM207 155H210V157L208 156L207 157ZM62 156V157H61ZM103 157V158H101V157ZM117 156V157H116ZM144 156V157H143ZM154 156H155V160H152V159H154ZM162 156V157H161ZM168 156V157H167ZM176 156H177V159H176ZM179 156H181V157H179ZM190 156V157H189ZM192 156V157H191ZM211 156H212V158H211ZM222 156V157H221ZM226 156H228V157H226ZM231 156H232V158H231ZM250 156H252V155H250ZM249 156V157H250ZM95 157V158H94ZM104 157H106V158H104ZM107 157H108V159H109V157L110 158H112V159H110V161L108 160V161H106L107 160ZM113 157H114V159H115V162H116V160L117 161H124L125 162V164H126V167H128V164H129V162H128V164H127V161L129 160H131V162H133V163H131L132 164V166L130 167V165L131 164H129V167L130 168H127V171H126V168H124V166H125V164H123L124 162L122 161V165H123V168H124V172L122 173V165H121V163L119 164V162L118 163H114L115 165L116 164H118V165H121V167H120V170H122V171H120L119 169H118V171H119V173L121 174H118V171H114V168H116V167H113V166H115V165H113ZM132 157H134V156H132ZM136 157V156H135ZM157 157V158H156ZM171 157V158H170ZM183 157H184V159H183ZM217 157V158H216ZM220 157V159L222 160H219L218 158ZM235 157V158H234ZM247 156H245V158H246ZM248 157V159H250ZM45 158V159H44ZM117 158V159H116ZM119 158V159H118ZM130 158V159H129ZM167 158V159H166ZM190 158V159H189ZM207 158L208 159H211V161L210 160H207ZM243 158V160L245 159L244 157H242ZM251 158V159H252ZM260 158H262V157H260ZM39 159H41V160H39ZM66 159H68V160H66ZM90 159V160H89ZM97 159H98V161H97ZM103 159H104V161H103ZM120 159H122V160H120ZM137 158H135L134 160H136ZM168 159H170V160H168ZM173 159H174V162H173ZM176 159V160H175ZM215 159H217L216 161H215ZM250 159V160H251ZM49 160H51V161H49ZM95 162H94V161ZM111 160H112V163H110L111 162ZM159 160V161H158ZM204 160H206V161H204ZM227 160V161H226ZM237 160V161H236ZM241 160V161H240ZM262 160V159H261ZM264 160V159H263ZM262 160V161H263ZM38 161V162H37ZM46 161V162H45ZM49 161V162H48ZM62 161V162H61ZM68 162V163H66V162ZM74 161H76V163H74ZM101 161V162H100ZM146 161H149L147 164H146ZM153 161V162H152ZM168 161V162H167ZM170 161V162H169ZM189 161V162H188ZM214 161V162H213ZM244 161H248L247 159L246 160H244ZM64 162V163H63ZM92 162V163H91ZM103 162V163H102ZM152 162V163H151ZM209 162V163H208ZM210 162H212V163H210ZM216 162V164H213V163H215ZM234 162L236 163L235 165H233L234 164ZM237 162H240V164L242 163V167L243 168H245L246 167V169H247V167H249V165L253 168V170L255 171L254 172V174L256 173V171H257V175H259V173L261 172L262 174L260 175V176H262L263 178V181L261 180V181H259V179H260V176H258L257 178L256 177H254V176H256V175H254V176H249V174L250 173H252L253 171L251 170V168L248 170V171H250V173L248 172V171H246V169H245V171L246 172H242V171H237V170H239V168H238V164L239 163H237ZM39 163H41V166H40V164ZM66 163V164H65ZM74 163V164H73ZM96 163H98V166L99 167H101L102 165L101 164H103L104 166V169H107V167H109V165H110V167L108 168V170L111 168V170L113 169V171H110V174L109 175H111V176H109L108 178H110V180L112 181V179H114L115 180V182L116 183H118L117 184V186L116 185H114V187L113 188H110L109 189V186H111V185H107L108 186V189L107 188H101L102 186V184L101 183H103V182H101L100 184H99V186H100V188H99V186L97 187V188H92V187H94V186H96L95 185V183L96 182H99V181H101L100 179H101V174H102V178H104V180H105V177L107 178V176H108V174H107V176H106V174H104V173H106L107 172V170H105V171H103L102 170V168H101V170H100V168L98 167V166H95V165H97ZM99 163H100V165H99ZM107 163V164H106ZM109 163V164H108ZM134 163H136V165L134 164ZM152 165H151V164ZM154 163V164H153ZM166 163V164H165ZM169 163V164H168ZM206 163L208 164V165H206ZM231 163H233V164H231ZM262 163H264V162H262ZM76 164V165H75ZM106 164V165H105ZM134 164V165H133ZM145 164L147 165V166H145ZM204 164V165H203ZM210 164V165H209ZM211 164H213V165H211ZM231 164V165H230ZM29 165V166H28ZM43 165V166H42ZM75 165V166H74ZM113 165V166H112ZM138 165V166H139ZM206 165V166H205ZM263 166H264V164H262ZM33 166V167H32ZM107 166V167H106ZM150 166H152V168L150 167ZM212 166V167H211ZM26 167L28 168V169H26ZM78 169H77V168ZM140 167V168H141ZM150 167V168H149ZM241 167V168H242ZM33 168V169H32ZM117 168H118V166H117ZM133 168V167H132ZM139 168V167H138ZM138 168L136 167V169L135 168H133L132 169V171L134 170V172H136V171H141V169H139L138 170ZM231 168V169H230ZM238 168V169H237ZM31 169V170H30ZM130 171H129V170ZM211 169H212V171H211ZM233 169V170H232ZM234 169H236L235 170V172H233L234 171ZM27 170H29L30 171V173H29V171H27ZM116 170V169H115ZM148 170V171H147ZM214 170V171H213ZM232 170V171H231ZM259 170H260V172H259ZM32 171V172H31ZM35 171H36V173H35ZM108 171V172H109ZM129 171V172H128ZM131 171V172H132ZM147 171V172H146ZM252 171V172H251ZM111 172L113 173V174H111ZM133 172V173H134ZM145 172H146V174H145ZM152 172V173H151ZM239 172H241V173H239ZM101 173V174H100ZM132 173V174H133ZM137 173V172H136ZM136 173H134V174H136ZM215 175V178H213L214 177V175ZM105 176H104V175ZM124 174V175H123ZM129 174H127V175H129ZM211 174H212V178H211ZM28 175V176H27ZM46 175V176H45ZM123 175V176H122ZM136 175H140V174H136ZM147 175V176H146ZM252 175H253V173H252ZM100 176V177H99ZM114 176H115V178H114ZM130 176H131V174H130ZM246 176H248V177H246ZM25 177L28 179H25ZM33 177H38L37 179L36 178H33ZM51 177V178H50ZM70 177V178H69ZM135 177V175L133 176H131L130 178H134ZM29 178H30V181H29ZM96 178H99V180L98 181H96ZM108 178H107V180H108ZM120 178V179H119ZM121 178H122V180H121ZM151 178H153V179H151ZM209 178V179H208ZM247 178V179H246ZM249 178V179H248ZM254 180H253V179ZM36 179V180H35ZM40 179V180H39ZM50 179H52V181H50L49 182V180ZM56 180V182H55V180ZM71 179V180H70ZM95 179V180H94ZM116 179H118V180H120V181H122V182H118ZM141 179V178H140ZM156 179V180H155ZM212 179H213V182H212ZM246 179V180H245ZM252 179V180H251ZM26 182H25V181ZM35 180V182H33ZM43 180V181H42ZM58 180V181H57ZM103 180V179H102ZM113 180V181H114ZM132 180V182H133V179H131ZM150 180V181H149ZM153 180V181H152ZM210 180H211V182H210ZM36 181H39V182H41V184L39 183V182H36ZM54 181V182H53ZM92 181L94 182V183H92ZM106 181V180H105ZM110 181V184L112 183ZM238 181V182H237ZM257 181V182H256ZM28 182V183H27ZM32 183V185H31V183ZM49 182V183H48ZM63 184H62V183ZM151 182V184H149ZM208 182V183H207ZM210 182V183H209ZM260 182V183H259ZM17 183V184H16ZM19 183V184H18ZM35 183V184H34ZM44 183V184H43ZM56 183V184H55ZM58 183V184H57ZM62 184V186H61V184ZM85 183V184H84ZM91 183H92V185H91ZM107 183H109V181L107 182ZM119 183H123V184H120L119 185ZM137 183H139V184H137ZM141 183V184H140ZM212 183V184H211ZM237 183H238V186H237ZM242 183V184H241ZM259 183V184H258ZM15 184H16V186H15ZM23 184V185H22ZM28 184V185H27ZM43 184V185H42ZM49 184V188L47 187V185ZM51 184V185H50ZM84 184V185H83ZM86 184H88V185H86ZM93 184H94V186H93ZM106 184V183H105ZM112 184H115L114 182L112 183ZM136 184H137V187H135L136 186ZM146 184V185H145ZM210 184V186H208ZM234 184V186H233V190L230 188V186L231 185H233ZM246 184V185H245ZM255 184H257L258 185V187H257V185L256 186H254ZM261 184V185H260ZM263 184V185H262ZM28 187H27V186ZM30 185H31V188H30ZM36 185H37V187H36ZM44 185H45V188H44ZM59 187H58V186ZM81 185L82 186H86L85 188H82L81 187ZM91 185V186H90ZM104 185V184H103ZM119 185V186H118ZM139 185V186H138ZM20 187L21 189H22V187H23V189L21 190L20 188H15V187ZM91 187V189H93V190H91L90 189V187ZM105 186V185H104ZM113 186V185H112ZM246 186V189L244 188ZM263 186V187H262ZM12 187H13V189H12ZM47 187V188H46ZM61 187V188H60ZM88 187H89V189H88ZM106 187V186H105ZM115 187H118V188H120L119 189V191L118 192H116L115 191ZM154 187V188H153ZM156 187V188H155ZM176 187V188H175ZM208 187V188H207ZM238 187H240V188H238ZM243 189H245L244 191H250V193H248V192H244L243 191V193L245 194L244 196H245V198H244V196H242L243 198H241V197H239V196H241V195H243V193L241 194V195H239L238 196V198L234 195V194H232V191H236V190H238L237 192H239V194L241 193L240 192V190L239 189H241V191H242V188ZM248 187V188H247ZM249 187L251 188V189H249ZM26 188V189H25ZM33 188H35L36 189V191L37 192H35V190L33 189ZM42 190V192H44L43 193V196L42 197H44V195H45V197L47 196V195H49V196H47L46 198H42L41 197V195H42V192L40 193V189ZM81 188V189H80ZM101 190H99V189ZM115 188V189H114ZM117 188V189H118ZM237 188V189H236ZM260 188V189H259ZM16 189V190H15ZM38 189V190H37ZM49 189V190H48ZM55 189H56V191H55ZM77 189V190H76ZM80 189V190H79ZM87 191H86V190ZM104 189H106V190H109L108 191V193L109 194H107L106 192L107 191H105ZM156 190V191H153V190ZM170 189V191H168ZM172 189H174L175 190V193H174V191L172 190ZM253 189V190H252ZM11 190V191H10ZM18 190H20V191H22V192H20L21 194V196L19 195V192H18ZM23 190H24V193H23ZM29 192H27V191ZM34 190V191H33ZM55 191V193H54V191ZM82 190V191H81ZM96 190V191H95ZM112 190V191H113ZM163 190H167V191H165V193H164V191ZM173 192H172V191ZM227 190H228V192H227ZM232 190V191H231ZM258 190V191H257ZM259 190H262V191H259ZM13 191H14V193H13ZM16 191V192H15ZM31 191H33V192H31ZM77 191V192H76ZM91 191V192H90ZM97 191H99V192H97ZM102 191H104L106 194H105V196L103 195V200H101V198H102V196H101V193L100 192H102ZM121 191L123 192H125L126 191V189L125 190H123V188L121 189ZM157 191H158V193H159V197L158 196H155V195H157ZM205 191H207V192H205ZM251 191H254V192H251ZM256 191L258 192V193H256ZM11 192H12V194H11ZM30 192L31 193H33V195L31 194V196H32V199H31V196L29 195L28 196V194H30ZM50 194H49V193ZM52 192V193H51ZM79 192V193H78ZM90 192V193H89ZM96 193L97 195H96V197H97V199H96V197H95V194H92V193ZM121 192V194H123L124 195V192L122 193ZM154 192V193H153ZM155 192H156V194H155ZM160 192H161V194H162V196H165V197H161V195H160ZM172 192V193H171ZM180 192V193H179ZM230 192H231V198H230ZM259 192H261V193H259ZM17 193V194H16ZM85 193V194H84ZM103 193V192H102ZM118 193V194H119ZM180 195H179V194ZM233 193H236V192H233ZM8 194H9V196H11L12 198H8ZM13 194H14V196H13ZM27 195V196H25V195ZM39 194H41V195H39ZM76 194H78V195H76ZM79 194H80V196L82 195V197L81 198H79L80 196H79ZM84 194V195H83ZM104 194V193H103ZM143 194V197H145V195ZM169 194V195H168ZM172 194H174V195H172ZM175 194H176V196H175ZM178 194V195H177ZM196 194L197 195H199L198 196V198H196L197 196H196ZM201 194V195H200ZM253 194V195H252ZM257 194V195H256ZM15 195H17L16 197H18L19 196V198H13V197H15ZM35 195H37V196H39V197H41L42 199H46V201H42L41 200V198H40V201H42V202H40L39 201V197H38V199H36L35 200V198L33 199V197H36ZM51 195V196H50ZM55 195V196H54ZM76 195V196H75ZM91 195V196H90ZM142 195V194H141ZM152 195H154V197H158V199L157 198H154ZM232 195H234L235 197H236V199L238 200H236L235 199V201L234 200H230V199H232ZM237 195H238V193H237ZM255 195V196H254ZM24 196V197H23ZM53 196V197H52ZM59 196H61V197H59ZM167 196L169 197V198H167ZM171 196H173V199H171L172 197ZM192 196V197H191ZM194 196H195V198H194ZM247 196V197H246ZM21 197V198H20ZM23 197V198H22ZM50 197V198H49ZM66 198V199H64V198ZM83 197H88L87 199H85V200H83L82 198ZM93 197H95V198H93ZM130 197V196H129ZM150 197L151 198H154V199H150ZM175 197V198H174ZM176 197H177V199H176ZM186 198V197H188V198H186L185 200H184V198ZM200 197V198H199ZM234 197V198H235ZM250 197V198H249ZM251 197H253V198H251ZM27 198H30L29 200H25V199ZM52 198V199H51ZM78 198V199H77ZM117 198V199H116ZM131 198V199H132ZM22 200V202L21 201H19V200ZM49 199V200H48ZM68 199H71V200H68ZM76 199V200H75ZM80 199V200H79ZM130 199V200H131ZM132 199V200H133ZM157 199V201H154V200H156ZM159 199H161V200H163V201H161L160 202V200ZM164 199H165V201H164ZM169 199H171L172 201H170ZM196 199V200H195ZM198 199V200H197ZM12 200V201H11ZM15 200V201H14ZM129 200V199H128ZM129 200V203L131 202ZM168 200V201H167ZM178 200V201H179ZM193 200H195V202L193 201ZM248 200H251L252 202H250V201H248ZM23 201H27L26 203L25 202H23ZM31 201V202H30ZM32 201H35V202H32ZM66 201H68V202H66ZM69 201H70V203H69ZM81 201V203H79ZM112 201H110V202H108V204H110ZM182 201H179L178 203H180V202H182ZM187 201V202H188ZM40 202V205L38 204ZM45 202H47V205H46V203ZM84 202V203H83ZM105 202V201H104ZM104 202H102V204L104 203ZM105 202V204L107 205V203ZM132 202H134L135 203V201H132ZM137 202H136V204H134V203H132V204H134L133 206H135V205H137ZM163 202V203H162ZM168 202V203H169ZM20 203V204H19ZM43 203H45V205L43 206V205H41V204H43ZM59 203H57V202H55L54 203V207L56 206V212H55V210H54V216L56 215V213H57V209L59 210V212L58 213H60L61 211H63V215H65V213H64V210H66L67 208H69V207H67L66 208V206H64V205H62V206H64L63 208H64V210L61 208V210L59 209L60 208V204ZM83 203V204H82ZM99 203V202H98ZM98 203H97V205H95V206H97V207H100V206H98ZM123 203V202H122ZM161 203H162V205H161ZM249 203V204H248ZM2 204H4V205H2ZM6 204H7V208H6ZM18 204V205H17ZM22 204V205H21ZM24 204H26V205H24ZM37 204H38V206H37ZM50 204H53V203H50ZM55 204H59V205H55ZM73 204V205H72ZM101 204V203H100ZM101 204V205H102ZM112 204V203H111ZM110 204V205H111ZM142 204V205H143ZM156 205V206H153V205ZM171 204H169L170 205V208L172 207V205ZM20 205V208H18L17 209V207ZM130 205H131V203H130ZM169 205H168V209H170L169 208ZM175 205H177V204H175ZM29 206H30V204H29ZM40 206V207H39ZM78 206V207H77ZM83 206V207H82ZM124 206H126L125 204L123 205H121V207H122V210H125V207ZM128 206H129V204H128ZM209 206V207H208ZM211 206H213L212 207V209H211ZM32 207V206H31ZM43 209H42V208ZM53 207V208H54ZM110 207V206H109ZM109 207H108V205L106 206V208H108L109 209ZM112 207V206H111ZM132 207V206H131ZM250 207V208H249ZM10 208V209H9ZM38 208V209H37ZM42 209V211L40 210V209ZM52 208V209H53ZM81 208H83L82 210H83V212L81 211ZM87 208L88 210H86V211H84L85 209ZM93 208V209H92ZM133 208V207H132ZM132 208H131V210H132ZM163 208V209H162ZM186 208V209H187ZM210 208V209H209ZM4 209H6V210H4ZM8 209V210H7ZM14 209H17V210H14ZM79 209V210H78ZM95 209H97V210H95ZM111 209L112 208H110V210L108 211V210H106V213L107 212H110V214H109V217H110V215H111ZM130 209V208H129ZM185 209V210H186ZM249 209V210H248ZM12 210V211H11ZM2 211V212H1ZM4 211V212H3ZM15 211V212H14ZM47 211H49V210H47ZM88 211V212H87ZM94 211H97L96 213L98 214V215H101L102 214V216H104L103 217V219L105 220H108L109 222H107V221H104L103 219H102V216H101V219H100V221H102L101 223L103 224V225H101V226H103V227H101L100 226V224H99V226L101 227V228H103V229H101L100 227H98V228H100V229H98V230H100V231H97V227H91L89 230H87V228H85V229H82V228H80V227H83V224H84V221H85V223H86V219H89L87 222L88 223H90V224H92V222H90V220H92V218H91V216H90V218H87L88 216H86L87 215V213H93L92 215L94 216L96 213H94ZM139 211H140V209H139ZM144 211H145V213H144ZM250 211V212H249ZM45 212V211H44ZM78 212H79V214H81V215H83V213H84V215L83 216H85V218L83 217V216H81V215H79L78 214ZM120 212H122L121 210H120ZM124 212V211H123ZM155 214H154V213ZM164 212V213H163ZM2 213V214H1ZM13 213V214H12ZM21 213L23 214L22 216L25 218V216H26V214L24 215V213H23V210L21 211ZM21 213H19V215L18 216H21ZM51 213V212H50ZM52 213H53V211H52ZM51 213V214H52ZM57 213V214H58ZM86 213V214H85ZM100 213V214H99ZM146 213H147V216H146ZM32 214H33V210L31 211V215L30 216H32ZM34 214H35V212H34ZM62 214V213H61ZM60 214V215H61ZM144 214V216H142ZM186 214V216L184 217V215ZM53 215V214H52ZM59 215V216H60ZM78 215H79V218H78ZM98 215H95L94 216V218L96 217L97 218V216ZM151 216V219L153 220V221H151V219H150V217H148V216ZM15 216V217H16ZM17 216V217H18ZM22 216L21 217H19V218H21L22 219V221L24 222V218H22ZM46 216H48V215H46ZM57 216V215H56ZM58 216V217H59ZM75 216V217H74ZM77 216V217H76ZM138 216V218H136ZM169 216V215H168ZM183 216V217H182ZM29 216L27 215V218H28ZM144 217H147L146 219L144 218ZM32 219H33V217H31ZM36 218H34L35 219V223H38L36 220ZM43 218V217H42ZM46 218H48V217H46ZM77 218V219H76ZM81 218V219H80ZM108 218V217H107ZM110 218H112V216L110 217ZM155 218V219H154ZM159 218V219H158ZM169 218V219H168ZM33 219V220H34ZM72 219V220H71ZM76 219V220H75ZM80 219V220H79ZM83 219V220H82ZM99 219V216H98V218L96 219V221ZM139 221H138V220ZM149 219V220H148ZM10 220V221H11ZM14 220H17L16 218L14 219ZM14 220L13 221H11V222H14ZM26 220V219H25ZM94 220V219H93ZM92 220V221H93ZM136 220V221H135ZM157 220V221H156ZM171 220V221H170ZM30 220H28V222H29ZM68 221V222H67ZM99 221V222H100ZM154 221H156V222H154ZM11 222H8V223H10L11 224ZM41 222V221H40ZM39 222V223H40ZM77 222H78V224L79 223H81L80 225H78V227H77ZM94 222V221H93ZM98 222V223H99ZM104 222V223H103ZM147 222V223H146ZM165 222H164V225H165ZM145 223H146V225H145ZM153 223H155V224H153ZM61 224V225H60ZM94 224V223H93ZM104 224H105V226H104ZM107 224H109V225H107ZM111 224H113V225H111ZM136 224H138V225H140V226H136ZM152 224V225H151ZM155 226V228H156V230H155V228H153V229H150V227H154ZM36 226L37 227H41V226H45L44 228L46 229L45 231L44 230H42L41 231V228L43 229V227H41V228H39V230H37L36 229ZM136 226V227H135ZM149 226V227H148ZM166 226V225H165ZM47 227V228H46ZM133 227V228H132ZM142 227H143V229H142ZM145 227V228H144ZM147 227V228H146ZM164 227V226H163ZM51 228V230H49ZM78 228H79V231H78ZM95 228V229H94ZM132 228V229H131ZM136 228H138V229H136ZM139 228H141V229H139ZM149 228V229H148ZM165 228V227H164ZM81 229V230H80ZM145 229L148 231V232H146L145 231ZM34 230H37L36 232L38 233V234H35V231ZM84 230V231H83ZM91 230H94L93 232L91 231ZM101 230H105L104 232L103 231H101ZM108 230V231H107ZM112 231V233H111V231ZM135 230V231H134ZM136 230H139V232L138 231H136ZM142 232H141V231ZM152 230V231H151ZM160 230V229H159ZM166 230V229H165ZM34 231V232H33ZM41 231V232H40ZM81 231H83V233L81 232ZM86 231H89V232H87L86 233ZM107 231V232H106ZM109 231H110V233H109ZM115 231H117L118 232V234L115 232ZM144 231V232H143ZM33 232V233H32ZM79 232V233H78ZM80 232L82 233V234H80ZM86 233V235H84L85 233ZM94 233V234H92V233ZM97 232V233H96ZM103 232V233H102ZM149 232H154V233H149ZM155 232H158V233H160V235L159 234H157V233H155ZM244 232H246V233H244ZM252 232H254V233H252ZM90 233V234H89ZM107 233H108V235L110 236V235H112V236H110V238H109V236L107 235ZM138 233V234H137ZM139 233L141 234V235H139ZM149 233V234H148ZM29 234H30V239H31V237L33 238L32 240H30L29 239V241H28V236H29ZM80 234V235H79ZM98 236H97V235ZM147 234V235H146ZM249 233H247V235H248ZM250 234V235H251ZM76 235H78V236H76ZM81 235H83V236H81ZM93 237H91V236ZM94 235V236H93ZM105 235V236H104ZM135 235V236H134ZM138 235V236H137ZM150 235V236H149ZM158 235H159V238H157L158 237ZM140 236V237H139ZM144 236H146V237H144ZM157 236V237H156ZM8 237V236H7ZM78 237V238H77ZM80 237V238H79ZM88 237V238H87ZM94 237H96L95 239H94ZM138 237V238H137ZM2 238H3V241H2ZM91 238V239H90ZM109 238V239H108ZM113 238H114V240H113ZM119 238V239H118ZM140 238V239H139ZM148 238V239H147ZM154 238L157 240H154ZM167 238V237H166ZM10 239H12V240H10ZM78 239V240H77ZM90 239V240H89ZM92 239H94V240H92ZM115 239H117V240H115ZM137 239V240H136ZM138 239H139V241H142L141 243L138 241ZM144 239L146 240V241H144ZM153 239V240H152ZM5 240V241H4ZM10 240V241H9ZM28 241V243H27V241ZM76 240V241H75ZM110 240H111V242H110ZM149 240V243L147 242ZM158 240H159V243H158ZM226 240V241H225ZM13 241V242H12ZM25 241V242H24ZM83 241V242H82ZM114 241V242H113ZM117 241H118V243H117ZM133 241V242H132ZM216 241H218V242H216ZM3 242V243H2ZM78 242V243H77ZM85 242V244H83L82 245V243H84ZM115 242H116V244H115ZM138 242H139V246L137 245L136 246V244H138ZM144 242H146V243H144ZM227 242V243H228ZM25 243V244H24ZM81 243V244H80ZM111 243H112V245H111ZM154 243V244H155ZM158 243V244H157ZM86 244H88L87 246H86ZM118 244H120L119 246H118ZM141 244V245H140ZM146 244V245H145ZM153 244V245H154ZM114 245V246H113ZM155 245V246H156ZM113 246V247H112ZM190 246V247H189ZM115 247V248H114ZM185 248V249H184ZM116 249H118V251H115ZM122 249V248H121ZM146 249V248H145ZM144 249V250H145ZM107 250V251H106ZM114 250V251H113ZM135 250V251H136ZM177 250V251H178ZM110 251V252H109ZM170 251V252H169ZM183 251H181V252H183ZM185 251H187V250H185ZM184 251V253L183 254H185L186 252ZM187 251V252H188ZM103 252H104V254H103ZM105 252H106V254H105ZM109 252V253H108ZM114 252H116V254H114ZM118 252V253H117ZM179 252H176V254L177 253H179ZM180 252V253H181ZM107 253H108V255H107ZM179 253V254H180ZM134 254V251L132 252V257H134L135 256V254ZM93 259V260H92ZM100 259V260H99ZM89 260L91 261V262H89ZM101 260H102V262H101ZM104 260V261H103ZM116 260V259H115ZM95 262H93V264H95ZM100 262V263H99Z\"/></svg>",
  "mask_w": 264,
  "mask_h": 264
},
{
  "label": "bare ground",
  "instance_id": "bare-ground-1",
  "mask_svg": "<svg viewBox=\"0 0 264 264\" xmlns=\"http://www.w3.org/2000/svg\"><path fill=\"white\" fill-rule=\"evenodd\" d=\"M4 1V0H3ZM2 1V2H3ZM14 1V0H13ZM16 1V0H15ZM66 1V2H65ZM64 1V3H61V2H63V0H19V3H18V0H17V2L15 3L14 2V4H15V6L13 7V6H11V7H9V5H5V6H3V3H2V7H0V48L1 47H4L3 48V51H2V48L0 49L2 52H1V55L3 56L4 55V53L5 52H9V50H12V47H13V44L15 43V41L14 40H16V42H18L17 41V39H18V37H20V35H23V37L25 38V34L27 35V33L25 32V29L27 30V31H29L30 32V30H31V28L33 27L32 25H34V27L37 25H40L38 22H41L42 24H41V28L43 29V26H44V31H43V33H46L47 31H46V29H47V26L49 25V27L50 26H54L55 24L57 25V27H56V25H55V31L53 30V28H49V30H50V32H54L53 34H57V35H59V33L58 32H60V31H62V32H60V33H63L64 34V38H66L67 40L69 39L68 37H70L71 35V37H70V42L68 43L67 41H65V39H63L65 42V44H66V46L68 45V47L66 48V51H65V49H64V51H65V53L66 54H63L64 53V51H62V49H61V53L62 54H60V52H58V53H51V52H53L54 50V48L53 49H49L50 51H48V58H49V60L47 59V56H45L46 58H44V59H46L47 61H50L51 59H53L52 61H50V62H47L46 60V62L48 63V65H49V63H50V65L49 66H51L50 68H52V66H56L57 67V65H60V63L61 62H59L60 60H59V58H61V61H62V58H64V56L65 57H69L68 59H69V61H71V60H75L76 59V57L77 56H75V55H77L76 53H81V50H85L84 51V53L85 52H91L92 51V49H93V47H99L101 44H103V37H102V35H103V33L105 32H103V30H102V28H101V24H98V23H100L101 22V18H100V16L101 15H103V16H105V18H106V16H110L111 14H112V12H113V14H114V12H116V13H118V12H122L123 13V16H125L126 18H136V17H139L138 19L139 20H141V18L144 20V17L145 18H149V16H151V17H153L154 18V27L153 26H150L149 27V25H148V27H149V30H150V32H151V34H150V36L149 37H151L149 40V42L146 40V42H145V39H144V41H143V39H142V42H140V41H138V42H140L141 44H142V46L140 47V45L138 44V46H137V49H135L136 50V52L135 53H137V54H135L136 56L143 50V53L146 51V53H144V54H140V56H141V58H135L136 56L134 55L133 56V58H131V60L132 59H136V62H137V59H140L138 62V66H137V63L135 64V61H131V60H129L130 61V64H132L131 66H133V63H134V68H135V70H136V68H137V71H135V73H137L136 75H138V77H136L135 76V74L134 73H132L133 71L132 70H134L133 68H131L129 65H128V67H130V69H132L131 70V72H129L130 73V75H129V73L127 74V72L123 75V70H124V68L127 66H124V63H120L119 64V67L120 68H122V67H124V68H122V70L120 71V76L122 77V79H123V76H124V78L126 77V76H128V78L129 79H131L132 81H130V80H128V78H126V81L128 80V83H129V81H130V84H128V85H126V89H125V86H124V83H126V81L124 82V80H122L121 78H120V80H122L121 82H122V84H123V86H122V84H121V82H118V81H120L119 79H118V81H117V84L119 83V85L122 87H120V89L122 90H125V91H123V92H121V90H118L117 92H119L120 91V93H117V92H112V91H110V97L109 98H111V100L113 99V98H115V99H113V101H111L110 103H112V102H114V101H116L117 103H118V105L120 106L119 107V109L117 110V108H118V105H116V106H114L115 104L113 103V107H117L116 109H115V111L116 112H118V113H116L115 112V115L117 114H119V110L122 112V110H124V112H122V114H125L126 115V111H127V109H131L130 111L131 112H133V113H131L129 110V113H131V114H133V115H130L129 113L127 114L128 116H134V119L133 118H131L133 121H137L138 119H136L135 117H143V119L142 118H140V119H142L143 121L145 120V123H143V124H146L147 126H148V129H149V126H152V125H156V123H153L152 125H151V123L154 121H152V119H150L152 116H150V115H152V114H154L155 116L156 115H158V116H160V117H163V116H165V114H166V111L168 112V111H172L173 110V112H175L174 111V109H172V107H171V109L170 108H168V105H170V104H166L167 102L169 103H172L173 101V103L175 104V100L177 101V99L179 100V101H182V100H180L181 98H178L177 97V95L176 94H178V93H180L181 91L183 92V91H185V89L188 91V89L187 88H185L184 87V85L185 86H187V84H190V85H193L192 83H193V81L192 80H194L195 82H198L197 80L199 79V82L201 81V82H204V79L205 78H208L209 76H213V74H214V76L217 74V73H220V74H222V77H223V74L224 73H226V72H228L227 70V67H231V66H228L230 63H232V61H229L231 58L233 59V57H234V53H236V52H238V56H237V54H236V57H238V59L237 60H239L240 62H241V65L240 66H243L244 68H239V69H242L243 71H242V73L243 74H245V75H247V76H249V81H251V83L249 82V81H247V82H249V84H252V85H250V86H254V89H256V90H252V88L251 87H249V88H251V91H250V89L248 88V92L249 93H251V92H253V91H255L256 93L257 92H261V93H258L259 95H261L260 97H259V99H260V101L259 102H261V99H262V97H264V96H262V94L264 93V92H262V91H264V0H214V1H212L213 3V5H212V9H210L212 12H210L209 10V14L208 13H204L205 12V10L204 11H202V9H200V8H195V9H197V10H195L194 8H192L193 7V3H192V7H191V5H189V4H191V2H190V0H175V5H171L170 6V4L169 3H171L172 4V2L174 1H172V0H152L151 2H152V4H151V2H149L150 4L148 5L147 3H148V0H65ZM194 1V0H193ZM196 2H197V0H195ZM208 1V0H207ZM10 2V4L12 3L11 1H9ZM9 2H8V4H9ZM195 2V3H196ZM209 2V1H208ZM1 3V2H0ZM18 3V4H17ZM66 3V4H65ZM6 4V3H5ZM147 4V5H146ZM210 4H211V2H210ZM209 4V5H210ZM196 5H198V7H199V4H196ZM208 5V4H207ZM1 6V5H0ZM170 6V7H169ZM8 7V8H7ZM192 9H194V11L192 10ZM192 11H193V13H192ZM39 12H41L40 14L41 15H39L38 13ZM150 12H151V15H149L150 14ZM207 12V11H206ZM147 13H149V14H147ZM211 13V14H210ZM228 13H229V15H228ZM81 14V15H80ZM101 14V15H100ZM106 14V15H105ZM108 14V15H107ZM112 14V15H113ZM119 14V13H118ZM228 15L230 18H229V20H228V22H226V21H224L225 19H226V17H225V15ZM83 15L85 16V17H83ZM100 15V16H99ZM121 15V14H120ZM119 15V16H120ZM149 15V16H148ZM226 15V16H227ZM82 16V17H81ZM96 17L97 16V19L99 20L100 19V22L97 20V22L98 23H96L97 25H94V23H93V25H94V28L91 30V28H89V27H91V26H89V24L90 25H92L90 22L88 23V22H85V21H82L84 18H89V17H92L93 19H94V17ZM122 16V17H123ZM107 17V18H108ZM111 17V16H110ZM125 17H124V19H125ZM79 18H81V19H79ZM92 18H90V19H92ZM104 18V19H105ZM112 18V17H111ZM228 18V17H227ZM45 19H47V21L51 24H48L47 26H45L46 25V23H47V21H45L46 23H45V25H43V22H44V20ZM77 19H79V20H77ZM110 19V18H109ZM116 19V18H115ZM119 19H121V17L119 18ZM119 19H116V20H119ZM132 19V20H133ZM136 20V21H139V20ZM145 20V21H149V20ZM162 19V20H161ZM259 19V20H258ZM111 20V19H110ZM122 20V19H121ZM254 20H256V24H254L253 22H254ZM258 20V21H257ZM260 20H261V22H260ZM263 20V21H262ZM95 21V20H94ZM125 21H127L126 19H125ZM129 21V20H128ZM253 21V22H252ZM106 22H107V20H106ZM111 21H109L108 22V24L110 23ZM122 22H124V21H122ZM130 22V21H129ZM133 22H134V20H133ZM140 22H142V21H140ZM144 22V21H143ZM150 22V21H149ZM160 22V25L158 24ZM224 22H225V25H224ZM260 22V23H259ZM115 23H117V21L115 22ZM131 23V22H130ZM137 23V22H136ZM147 23V22H146ZM251 23H253V24H251ZM104 24V23H103ZM103 24H102V27H103ZM107 24V25H108ZM118 24H121V23H118ZM142 24V23H141ZM147 24H150L151 25V22L150 23H147ZM106 25V24H105ZM132 25V24H131ZM140 25V23H137V26H139ZM144 24H142V26H143ZM32 26V27H31ZM36 26V27H37ZM109 26V25H108ZM120 26V25H119ZM125 26H127L126 24H125ZM134 26V25H133ZM141 26V25H140ZM144 26H146V25H144ZM30 27V28H29ZM33 27V28H34ZM36 27L34 28V30H36ZM39 27V26H38ZM37 27V28H38ZM45 27H46V29H45ZM59 27V28H58ZM93 27V26H92ZM113 27V26H112ZM112 27H110V28H112ZM116 27V26H115ZM114 27V28H115ZM124 27V26H123ZM132 27V26H131ZM147 27V26H146ZM151 27L153 28V30L151 31ZM263 27V28H262ZM29 28V29H28ZM56 28L58 29V30H56ZM107 28V27H106ZM114 28H112V29H114ZM118 27H116L115 29H117ZM120 28V27H119ZM122 28V27H121ZM126 28V27H125ZM128 28V27H127ZM133 28V27H132ZM131 28V29H132ZM137 28V27H136ZM39 29V28H38ZM38 29L36 30V31H38ZM109 29V28H108ZM48 30V29H47ZM105 30V29H104ZM111 30V29H110ZM123 30H124V28H123ZM125 30H127V29H125ZM133 30H134V28H133ZM147 31H148V29H146ZM32 31V30H31ZM40 31V30H39ZM39 31L37 32V35L39 34ZM42 31V30H41ZM58 31V32H57ZM107 31V30H106ZM119 31V30H118ZM118 31H117V33H118ZM120 31H122V30H120ZM132 31V30H131ZM136 31V30H135ZM146 31V32H147ZM57 32V33H56ZM112 32H114V31H112ZM125 32V31H124ZM149 31L147 32V33H150ZM42 33V32H41ZM49 33V32H48ZM106 33V32H105ZM116 33V32H115ZM116 33V34H117ZM32 34H35V32L34 33H32ZM108 34V33H107ZM125 34V33H124ZM30 35V34H29ZM28 35V36H29ZM45 35V34H44ZM118 35V34H117ZM129 35V34H128ZM42 36V35H41ZM61 36H63L62 34H61ZM107 36V35H106ZM110 36H112L111 34H110ZM121 36H123V35H121ZM146 36H147V34H146ZM147 36V38L146 39H148L149 37ZM31 37V36H30ZM29 37V38H30ZM43 37V36H42ZM41 37V38H42ZM72 37H73V39H72ZM108 37V36H107ZM128 37H130V36H128ZM16 38V39H15ZM101 38H102V41H101ZM106 38V37H105ZM20 40L22 39V37H20L19 38ZM18 39V40H19ZM28 39V38H27ZM60 39V38H59ZM108 39V38H107ZM255 39V40H254ZM256 39H258V40H260L259 42L257 41V43H254V41H256ZM19 40V41H20ZM24 40V39H23ZM23 40H22V42H19V43H23ZM68 40V41H69ZM252 40V42L250 43V41ZM29 41V40H28ZM62 41V40H61ZM102 43H101V42ZM30 42V41H29ZM104 42H106V41H104ZM144 42L145 43H147L146 45L144 44ZM19 43H16V45L17 44H19ZM62 43H63V41H62ZM122 43V42H121ZM128 43V42H127ZM251 45H250V44ZM24 44V43H23ZM26 44V43H25ZM30 44V43H29ZM28 44V45H29ZM105 44V43H104ZM103 44V45H104ZM124 43H122V45H123ZM133 44H134V42H133ZM3 45V46H2ZM16 45H14V46H16ZM20 45V44H19ZM132 45V44H131ZM63 46V45H62ZM65 45H64V47H66ZM127 46V45H126ZM144 46H146V47H144ZM247 46H248V48H247ZM249 46H250V48H249ZM25 47V46H24ZM53 47V46H52ZM51 47V48H52ZM64 47H62V48H64ZM101 47V46H100ZM122 47V46H121ZM130 47V46H129ZM139 47H140V49H139ZM147 48L148 47V49L147 50H145L144 48ZM14 48V50H15V47H13ZM17 48V47H16ZM126 48V47H125ZM124 48V49H125ZM133 48H134V45H133ZM143 48V49H142ZM6 49V50H5ZM8 49V50H7ZM17 49H19V48H17ZM60 49V48H59ZM102 49H103V47H102ZM126 49H128V48H126ZM132 49V48H131ZM142 49V50H141ZM4 50H5V52H4ZM21 50V49H20ZM20 50H17V52H19ZM53 50V51H52ZM94 50H96V49H93V51ZM134 50V49H133ZM138 50H140V51H138ZM145 50V51H144ZM13 51V50H12ZM12 51L11 52H9V53H12ZM16 51V50H15ZM24 51H25V48H24ZM59 51V50H58ZM99 51V50H98ZM101 51V50H100ZM138 51V52H137ZM7 52V53H8ZM14 52V51H13ZM95 52V51H94ZM90 53L89 54V56H88V58L89 57H92V56H94V54H96V53ZM133 52V53H134ZM3 53V54H2ZM7 53H5L6 54V56H8L7 57V59H9V60H7L5 57L6 56H4V58L10 63H13L12 65H14L13 67H16L15 65H17V67H18V65L19 64H16V62H15V60L17 59V57H18V59H19V56H15V54H16V52H14L15 54H13L14 56V58L11 56V55H7ZM20 53H21V51H20ZM40 53V52H39ZM50 53V54H49ZM83 53V52H82ZM100 53V52H99ZM24 54V53H23ZM28 54V53H27ZM53 54H56V56L55 57H53L52 55ZM251 54H253V55H251ZM26 55V54H25ZM74 55V57H72ZM83 55H85V54H83ZM82 55V56H83ZM86 55H88L87 53H86ZM90 55H92V56H90ZM251 55V56H250ZM1 56V57H2ZM21 56H22V54H21ZM35 56H37V58L40 56H38V55H35ZM42 56V55H41ZM44 56V55H43ZM42 56V57H43ZM50 56L51 57H53V58H51L50 59ZM58 56V57H57ZM60 56V57H59ZM96 56V55H95ZM246 56H250V58H248V57H246ZM11 57V58H10ZM42 57H40L41 59H37L36 57H34V58H36L38 61H40V60H42ZM70 57H71V60H70ZM78 57H79V55H78ZM84 57V56H83ZM13 58V59H12ZM23 58V57H22ZM29 58H31V57H29ZM67 58H64L65 60L67 59ZM175 58H176V60H177V62L175 63ZM2 59H3V57H2ZM1 58H0V64L1 63H3L4 64V66H3V64H2V67H5V66H11V63L10 64H8V65H5L6 63H7V61H5L4 62V60L5 59H3L2 60ZM17 59V60H18ZM28 58H26V60H27ZM33 59V58H32ZM35 59V60H36ZM80 59H83V58H81L80 57ZM87 59V58H86ZM90 59V58H89ZM174 61H173V60ZM235 59V58H234ZM245 59H247L246 61H248L247 62V64L245 65L244 63L242 64V62H244V60ZM11 60V61H10ZM12 60H14V62L12 61ZM23 60H24V63L26 62L25 61V57L23 58ZM29 60V59H28ZM64 60V61H65ZM77 60H79L78 58H77ZM85 60V59H84ZM84 60H83V62H84ZM88 60V59H87ZM94 60V59H93ZM167 60L168 61H171V62H173V63H171V62H167ZM236 60V59H235ZM19 61H20V59H19ZM18 61V62H19ZM43 62V63H45L44 65H42V66H45L47 63L46 62ZM67 61V60H66ZM69 61H67V63L69 62ZM80 61V60H79ZM184 61V62H183ZM17 62V63H18ZM42 61H40V62H38V64L39 63H41ZM75 62H77V61H75ZM87 62V61H86ZM91 62H92V60H91ZM90 62V63H91ZM121 62V61H120ZM128 62V61H127ZM126 62V63H127ZM131 62H133V63H131ZM166 62H167V64H166ZM185 62H187L185 65L183 64V66L181 65L182 63H185ZM236 62V61H235ZM19 63H21V61L19 62ZM23 63V62H22ZM62 63H63V61H62ZM129 63V62H128ZM200 63H202L201 64V67H200ZM238 63V62H237ZM246 63V62H245ZM26 64H29V63H26ZM38 64L36 63V65L38 66ZM121 64H123L122 66H120ZM169 64H172V66L170 67V65ZM176 64H178V65H176ZM179 64L181 65V66H179ZM235 65H236V63H234ZM234 64H230V65H232V67H233V65ZM23 65V64H22ZM33 66H35L34 64H32ZM31 65V66H32ZM40 65V64H39ZM40 65V66H41ZM71 65V64H70ZM74 65H77V64H74ZM78 65H80V64H78ZM77 65V66H78ZM85 65V64H84ZM90 65V64H89ZM116 65H117V63H116ZM150 67H149V66ZM188 65V66H187ZM235 65H234V67H235ZM238 66H239V64H237ZM237 65H236V67H237ZM1 66V65H0ZM23 66H27V65H23ZM37 66H35L36 68H37ZM39 66V67H40ZM41 66V67H42ZM49 66H45L46 68H48ZM81 67L80 68H82V65H80ZM148 66V67H147ZM201 68H199V67ZM2 67H1V69H2ZM16 67V68H17ZM203 67V68H202ZM22 68V67H21ZM24 68V67H23ZM42 68H44V67H42ZM73 68V67H72ZM75 68V67H74ZM197 68V69H196ZM200 70H199V69ZM0 69V70H1ZM15 69V68H14ZM29 69H30V67H29ZM33 69H35V68H33ZM66 69V68H65ZM67 69H68V67H67ZM66 69V70H67ZM70 69H71V67H70ZM126 69V68H125ZM147 69V70H146ZM202 69H204L203 71L205 72V70L207 71V72H205L206 74H204L203 73V81L202 80H200L201 79V73L203 72V71H201ZM237 69V68H236ZM19 70V69H18ZM64 70V69H63ZM65 70V71H66ZM69 70V69H68ZM72 70V69H71ZM78 70V69H77ZM141 70V71H140ZM230 70V69H229ZM232 70V69H231ZM233 70L235 71V68H233ZM56 71V70H55ZM70 71V70H69ZM68 71V72H69ZM74 71H75V69H74ZM73 71V72H74ZM126 71V70H125ZM139 71V72H138ZM201 71V72H200ZM239 71V70H238ZM241 71V70H240ZM67 72V71H66ZM122 72V73H121ZM141 72V73H140ZM199 72V73H198ZM71 73H72V71L70 72V75H71ZM74 73H76V72H74ZM73 73V74H74ZM138 73H140V74H138ZM207 73H209V74H207ZM211 73H212V75H211ZM235 73V72H234ZM236 73H238V72H236ZM62 74H65V73H63V71H62ZM123 76H122V75ZM127 74V75H126ZM199 74H200V76H199ZM231 74H233V72L231 73ZM240 73H238V75L237 76H239V77H242V74H241V76L239 75ZM57 75V74H56ZM69 75V76H70ZM163 75V76H162ZM177 76V81L175 82V84H172V80L170 81L169 79H170V77L171 76ZM204 75H208V76H204ZM225 75V74H224ZM227 75V74H226ZM225 75V76H226ZM60 76H61V74H60ZM68 76V78L66 77V80H68L67 82H65V83H67V84H65L67 87H68V89H69V87H70V85L71 86H73L74 84H71V82L73 81L71 78L73 77H69ZM162 76V77H161ZM174 76H173V79H175L174 78ZM175 76V77H176ZM228 76H230V75H228ZM232 76V75H231ZM234 76V75H233ZM247 76H246V79H247ZM63 77H65V76H63ZM245 77V76H244ZM60 78V77H59ZM219 78V77H218ZM250 78H251V80H250ZM63 79H65V78H63ZM69 79H71L70 80V82H69ZM137 79V80H136ZM156 79H158V82L159 83H157L159 86H163L162 88L164 89V90H166L165 88H164V86L168 83V81H167V83H166V81H165V83H163L164 82V80H169V83L171 82V84L169 85V83H168V90H166V92L164 91V90H162V88H160L159 87V89H158V91H157V89H156V82H157V80ZM162 79H163V81H162ZM222 79V81L224 80V79H226V78H220V80ZM228 79V78H227ZM65 80V81H66ZM110 80H112V79H110ZM109 79L107 80V81H110ZM217 80V79H216ZM219 80V79H218ZM219 80V81H220ZM187 81H189V82H192V83H187ZM36 82H38V81H36ZM42 82H44V81H42ZM42 82H40V83H42ZM69 82V83H68ZM112 82V81H111ZM111 82H107V83H109L108 85H112L111 84ZM115 82V81H114ZM160 82H162V84L160 85ZM39 83V82H38ZM46 83H47V81H46ZM73 83V82H72ZM103 83H105V82H103ZM136 83V84H135ZM174 83V82H173ZM185 83H187V84H185ZM37 84V83H36ZM35 84V85H36ZM70 84V85H69ZM84 84V83H83ZM132 84H134L135 86H133ZM156 84V85H155ZM165 84V85H164ZM196 83H194V85L192 86V87H198L199 85H202V83L201 84H199V85H195ZM38 86L40 85V84H37ZM42 86L44 85V83H42L41 84ZM46 85V84H45ZM81 85V84H80ZM98 85V84H97ZM101 85H103L102 83H101ZM100 85V88L101 87H103V86H101ZM106 85V84H105ZM104 85V87H107L108 88V85H106L105 86ZM153 85H155V86H153ZM190 85H188L189 87H191ZM37 86V87H38ZM48 86H50V85H46V87H45V89H44V91L43 92H41V93H38V96L36 95V93L37 92H40V89L39 90H36L35 91V88L37 89V87H35V88H33L34 89V92H31V93H34L36 96H37V98H36V101H33L34 99H32V105L31 106H29V105H27V107L29 106L30 107V109L31 110H29L30 111V113H32V112H34V113H38V111L40 112L41 110H42V112L46 115V114H48V111H47V113H46V110H47V106H46V103H47V105H48V102H52L53 103V101H49L52 97L54 98L55 96H54V92L53 91H50V90H52L51 89V87H48ZM64 86V85H63ZM65 86V88H67ZM113 86H115V85H113ZM112 86V87H113ZM135 88L136 87V89L138 90V89H142V91L143 92H140L141 94H138V96L139 95H141V98H140V96H139V99H136L138 96H136L135 97V93L137 94V92H135V93H133V91L135 90L133 87ZM166 86V87H167ZM31 87V86H30ZM44 87V86H43ZM97 87V86H96ZM111 87V88H112ZM155 88V90L157 91V92H159L160 91V89H161V91L159 92V93H156V92H153V93H155V94H152V92H151V88ZM182 87L183 88H185V89H182ZM199 87H201V86H199ZM247 87V86H246ZM40 88V87H39ZM72 88V87H71ZM82 88H83V86H82ZM114 88V87H113ZM118 88H119V86H118ZM147 88V89H146ZM149 88V89H148ZM158 88V87H157ZM67 89V90H68ZM74 89V90H73ZM73 89H72V91H69L68 93H66L67 92V90H65L64 91V89H63V92L65 93V94H69V95H73V93H74V91H75V89L76 90H78L77 88H74L73 87ZM94 89H95V87H94ZM101 89H103V88H101ZM100 89V90H101ZM110 89V88H109ZM169 89L173 92V94H172V92L171 91H169ZM180 89V91H178ZM191 89V88H190ZM189 89V90H190ZM194 89V88H193ZM193 89H191V90H193ZM196 89H198V88H196ZM200 89V88H199ZM28 90V89H27ZM41 90H43L42 89V87H41ZM70 90V89H69ZM97 90H99L98 88H97ZM96 90V91H97ZM108 90V89H107ZM139 90V91H140ZM154 89H153V91H155ZM175 92H174V91ZM243 90H244V88H243ZM258 90V91H257ZM33 91V90H32ZM79 91V90H78ZM93 91V90H92ZM91 91V93H93ZM102 91V90H101ZM100 91V92H101ZM103 91H106V90H103ZM102 91V94L104 93ZM163 91V92H162ZM204 91H206V90H204ZM51 92H53V94L51 95ZM77 92V91H76ZM74 93V95L71 97V96H69V97H71V99L70 100H76L77 98H79V99H77L76 101H80V99H81V96L79 95L80 94V92L77 94V93ZM107 92V91H106ZM111 92L112 93H114L113 95L114 96H112V94H111ZM180 93V94H182V95H184L183 93ZM189 92H191V91H189ZM203 92V91H202ZM208 92V91H207ZM235 92V91H234ZM238 92H239V90H238ZM247 93V95H248V92H246L245 90L242 92V94H244V95H242V96H244V97H242L239 93H237V94H239L240 95V97H241V99H239V98H235L236 99V102L237 101H239L238 103H237V105L235 104V107L237 106V108L236 109H240V107L241 106H238V104L239 103H241V102H243V104H245L246 105V112L248 111L247 110V108L249 109V114H247V117L249 118V119H241V117H243V115L240 117L239 115H241V114H244L245 113V111H244V107L240 110L241 111V113H240V111L239 110H237L238 111V113H237V115L239 116V118H240V120H238V118H237V120L240 122L241 120V122L239 123V122H237V123H239V124H237V125H235V126H230V125H232V124H234L233 122H231V124L230 125H228V123L226 122V121H228V122H230L228 119H229V117H231V116H229L228 117V119H227V117L226 116H228V115H226V116H221V115H223L222 113H221V111L222 110H220L221 108H219V106H220V104L219 105H216L219 109H216L217 107L216 106H214V107H216L215 109H214V112L212 113V114H214L215 115V111H218V110H220V114H219V112H217L216 114H217V117H215L214 115L211 117V115L209 114V113H206V115H205V112L203 111V109L205 108L204 106L203 107H201V105H203V104H201L200 106L199 105H196L198 102H197V100L196 101H194V102H197V103H193V101H192V104L193 105H195L196 107V109L195 108H190V109H193L192 111L193 112H195V110H197V108L198 109H200L199 107H201V108H203L202 109V111H203V113H204V115L207 117V118H205V116H203V113H201V109L198 111L197 110V118H198V116H199V114H200V118L202 119V120H200V118H198V120L201 122L202 121V123L200 124L201 126H205V129H207L206 131H205V133L206 132H208V133H204V131H202L201 129V132H203L202 134L204 135H206V136H208V138L205 136V138H204V136H203V139L202 140H206V138H207V140L209 139V141H208V144L207 143H205L203 146H205L206 144V146L204 147V148H206V151L208 150H210V151H212L213 152V150L214 149H216L215 151L216 152H219V150H220V152L218 153V155L217 156H219L220 155V153H222L223 151H221V149L224 147L225 148V146H227L226 148H225V151L227 150H229L230 152H231V148H232V146H233V144H234V142H236L237 143V145H239V146H237L236 145V143L234 144V146L236 145V149H237V147H238V149L239 148H243V146L244 147H246V144H245V142H250L249 141V139L248 140H245L244 139V137H248L249 136V138H251V136H252V138H257L255 141H257V143L255 144V143H252V145L251 144H249V145H251L252 147H250V148H254L253 150H255V148L257 147H260L261 148V150H262V153H264L263 151V149H264V109L263 110H261L260 109V106L262 105V104H264L263 102V100H262V104H260V105H258V104H255L254 102H256V99L258 98V97H256V96H258V94H255V92L253 93L254 94V96H253V98H256V99H253L252 98V101H253V103H252V101H251V99H250V97H252V95L253 94H249V95H251L249 98H246V99H250L249 101L248 100H246L245 99V103H244V101H242V98H243V100H244V98H245V93ZM63 93V95H65ZM72 93V94H71ZM82 93V92H81ZM90 92H88V94H90V95H94L96 92H94V94H91ZM97 93H99V92H97ZM96 93V94H97ZM170 93V94H169ZM186 93V92H185ZM188 93V92H187ZM194 93V92H193ZM211 93V92H210ZM33 94V95H34ZM101 94V95H102ZM108 94V93H107ZM215 97H216V95L217 94H215V93H212ZM31 95V94H30ZM76 95V96H75ZM79 95V96H78ZM100 95V94H99ZM98 95V96H99ZM116 95V96H115ZM182 95H180L181 97H182ZM188 95H190V93H188ZM192 95H194V94H192ZM200 95V94H199ZM202 95V94H201ZM201 95H200V97H201ZM203 95H205V93L203 94ZM206 95H209L210 96V94H207L206 93ZM205 95V97H207ZM246 95V96H247ZM264 95V94H263ZM32 96V95H31ZM78 96V97H77ZM104 96V97H103ZM105 96L106 95H102V97L103 98H105ZM178 96H179V94H178ZM179 96V97H180ZM229 96V95H228ZM227 96V97H228ZM235 96V95H234ZM34 97V96H33ZM67 97H68V95H67ZM66 97V99L68 100V98ZM76 98V99H72V98ZM113 97V98H112ZM151 97V98H150ZM230 97H231V95H230ZM233 97V96H232ZM248 97V96H247ZM84 98V97H83ZM86 98H87V96H86ZM94 98V97H93ZM95 98H97V97H95ZM109 98H107V99H109ZM185 98V97H184ZM196 98H197V96H196ZM210 98V97H209ZM214 98V97H213ZM217 98V97H216ZM220 98V97H219ZM234 98V97H233ZM141 99V100H140ZM145 99H147L146 101V103H151L152 102V107L150 106V104L148 105V107H144V106H146L145 104H144V106H141V104L142 103H144V102H141V101H145ZM150 99V101L151 102H148V100ZM195 99V98H194ZM202 98H200V100H201ZM221 99L223 100L224 98H220V100H219V102H218V100H214L217 104L218 103H220L221 102ZM227 99V98H226ZM228 99H229V97H228ZM238 99V100H237ZM259 99H257V100H259ZM47 100H48V102H47ZM51 100H53V99H51ZM140 100V101H139ZM158 100H160V103H161V100L162 101H164L163 103H164V105L163 106H165V104H166V109H164L165 110V113L163 112V114L162 113H159L158 114V112H157V114H155V112L153 113L151 110L153 109V110H155V106H159V104L157 103V102H159ZM192 100H193V97H192ZM203 100V99H202ZM202 100L200 101V102H202ZM207 100V99H206ZM206 100H203V101H206ZM225 100V99H224ZM224 100H223V102H221V103H223L224 104ZM233 100V99H232ZM231 100V101H232ZM56 101V100H55ZM79 101H78V103L77 104H81V103H79ZM230 101V102H231ZM251 101V102H250ZM35 102V103H34ZM104 102V101H103ZM115 102V103H116ZM185 102H187L186 100H185ZM207 102V101H206ZM213 102V101H212ZM215 102L214 103H212V104H215ZM229 102V101H228ZM235 101L233 102V104L234 103H236ZM172 103V104H173ZM182 103V102H181ZM181 103H179L178 101L176 102V106L173 104V108H176L175 110H177V114L176 113H174V115H173V117H175V115H178L179 113V115L178 116H176V117H178V118H173V117H170L171 118V120H170V118L169 119H167V118H164V119H167L168 120V122H167V124L168 125H170L171 123L170 122H172V118H173V120L174 121H176L177 119H178V121H176L174 124L176 125V131H174V132H176V134L175 135H173L172 133V137H176L174 140L171 138V137H169V138H171L172 140H170L169 139V141L167 140L168 138V136L169 135H167V137H166V141L167 142H163V139L164 138H162V140H160L157 136H158V134L160 133V129L162 128V127H160L159 125V133L157 132V134H156V137H154L153 136V138H154V140L156 139H158V141L157 142H155V146H156V143H160V145H162V148L166 145H168V143H169V145L171 146L172 144L174 145V148L175 147H177L178 146V148L180 149V147L182 146L183 148L182 149H180L179 150V152H185V151H187V150H189L190 151V149L189 148H192L191 147V145L192 144H194V141H195V143H196V140L194 139V138H198V137H201L202 135H200L201 133H199V135L197 134V133H195V135H193L192 134V132H191V130L193 129L192 128V126L191 127H189V128H187L188 127V125H190V123H191V125L192 124H194L195 122V124H197V122H199V121H196L195 120V122L193 121L194 119H193V115H194V118H195V114H196V112H195V114L192 112L191 114H187V110H188V107H186V106H188V105H186L185 104V107H184V105H182ZM189 103V102H188ZM55 104V103H54ZM106 104H108V103H106ZM124 104V105H123ZM137 104H138V108H137V110H139V108L141 107V108H145V109H149L150 110V112H152V113H149V110L147 109V110H145L144 108H143V110H145V111H143L141 108V110H139V111H141V112H138L137 110H136V106H137ZM172 104H171V106H172ZM182 105V106H180V109L178 108V106L179 105ZM183 104H184V102H183ZM191 104V103H190ZM231 104V103H230ZM230 104H228V105H230ZM232 104V105H233ZM102 105V104H101ZM110 105V104H109ZM121 105H123L124 107H121ZM128 105V106H127ZM192 105V106H193ZM231 105V106H232ZM239 105H241V104H239ZM46 106V107H45ZM79 106V105H78ZM125 106H127V107H125ZM130 106H132V107H130ZM140 106V107H139ZM162 106V107H163ZM198 106V107H197ZM206 106V105H205ZM209 106V105H208ZM207 106V107H208ZM223 105L221 104V107H222ZM225 106H227V105H225ZM224 106V107H225ZM242 106H244V105H242ZM80 107V106H79ZM105 107V106H104ZM108 107V106H107ZM106 107V108H107ZM111 107V106H110ZM129 107V108H128ZM154 107V108H153ZM159 107H161V106H159ZM158 107V108H159ZM170 107V106H169ZM211 107V106H210ZM262 107H264V106H262ZM121 108V109H120ZM134 108H135V112H134ZM151 108V109H150ZM186 108H187V110H186ZM213 108V107H212ZM29 109V108H28ZM41 109V110H40ZM114 109H112V110H114ZM169 109V110H168ZM208 109V108H207ZM110 110H111V108H110ZM109 110V111H110ZM133 110V111H132ZM158 110V109H157ZM161 110H162V108H161ZM161 110H159V111H161ZM163 110V111H164ZM185 110L187 111L186 112V115H185ZM223 110H224V108H223ZM234 110V109H233ZM243 110V111H242ZM28 111V112H29ZM42 112H40V114H42ZM112 112V111H111ZM200 112V113H199ZM229 112V111H228ZM29 113V114H30ZM49 113H50V111H49ZM108 113H110V112H108ZM169 114H170V112H168ZM189 113H190V110H189ZM223 113H225V112H223ZM230 113V112H229ZM25 114H27V113H25ZM33 114V113H32ZM44 114H42V115H44ZM113 114V113H112ZM121 114V113H120ZM119 114V115H120ZM150 114V115H149ZM162 114V115H161ZM168 114V115H169ZM193 114V115H192ZM202 114V115H201ZM207 114H208V116H207ZM44 115V116H45ZM114 115V116H115ZM116 115V116H117ZM127 115L125 116V117H127ZM154 115H153V117H154ZM167 115V116H168ZM190 115H192L191 116V118H189V120H188V117L187 116H190ZM235 115V114H234ZM236 115V116H237ZM245 115V114H244ZM49 116V115H48ZM48 116H46V117H43V121H45V119L48 117ZM123 116V115H122ZM121 116V117H122ZM184 116V117H183ZM220 118H219V117ZM26 117H28V116H26ZM30 117V116H29ZM28 117V118H29ZM50 117V116H49ZM117 117H120V116H117ZM152 117V118H153ZM187 117V118H186ZM245 117H246V115H245ZM28 118H25L24 117V119H26V122H27V119ZM112 118H113V115H112ZM127 118H129V117H127ZM129 118V119H130ZM155 118H157L156 120H155V122L157 121V120H159L158 118L159 117H154L153 119H155ZM203 118H204V120H203ZM211 118H212V120H211ZM222 118L223 119H226V120H224V122H226V123H224L223 122V120H222ZM232 118V117H231ZM48 119L49 118H47V120L46 121H48ZM108 119H109V116H108ZM126 119V118H125ZM129 119L127 120L128 121V124H129ZM176 119V120H175ZM190 119H191V121H193V122H190ZM234 119V118H233ZM31 120V117H30V119H29V121ZM34 120V119H33ZM41 120V119H40ZM40 120H39V123H40ZM50 120V119H49ZM106 120V119H105ZM161 120H163V118L161 119ZM32 121V120H31ZM42 121V122H43ZM118 122H121V120L119 121V120H117ZM140 121V120H139ZM151 121V122H150ZM170 121V122H169ZM33 122V121H32ZM31 122V123H32ZM36 122H38V121H36ZM35 122V123H36ZM48 122H50V121H48ZM115 122V121H114ZM122 122H124V120H122ZM141 122V121H140ZM159 121H157V123H158ZM190 122V123H189ZM235 123H236V121H234ZM102 123V122H101ZM106 123V127L108 126L107 125V122H105ZM113 122H111V124H112ZM125 123H126V121H125ZM163 123V122H162ZM173 123V122H172ZM222 123V124H221ZM37 124V123H36ZM100 124V123H99ZM111 124H109V126L111 125ZM116 124H118V123H116ZM141 124V123H140ZM164 124V123H163ZM166 124V123H165ZM173 124V126H175ZM225 124H226V126H225ZM32 125V124H31ZM102 125H103V123H102ZM113 125V124H112ZM138 125V124H137ZM154 125V126H155ZM162 125V124H161ZM33 126V125H32ZM123 125H121V126H119V127H122ZM131 126H132V124H131ZM140 127H142L141 125H139ZM147 126H146V128H147ZM157 126V127H158ZM196 126V125H195ZM52 127V126H51ZM99 127H102V126H99ZM98 127V128H99ZM104 127V130L106 129V127H105V125L103 126ZM135 127L137 128V126L135 125ZM134 127V128H135ZM153 127V126H152ZM163 127H165V126H163ZM171 127H172V125H171ZM198 127V126H197ZM53 128V127H52ZM110 128V127H109ZM113 128V127H112ZM111 128V129H112ZM123 128V127H122ZM121 128V129H122ZM135 128V129H136ZM173 128V127H172ZM188 129L187 131L188 132H191L190 134H192V136H193V139H194V141H193V143H191L192 141H188V139H192V136L191 137H189L190 135H188V136H186V133H184L185 134V136H186V138H188L187 139V141L188 142H186L184 139H183V137H185V136H183L181 133L183 132V131H185L186 129ZM191 128V129H190ZM199 128V127H198ZM204 127H202V129H203ZM117 129V128H116ZM130 129V128H129ZM133 129V128H132ZM140 129V128H139ZM138 129V130H139ZM144 128L142 127V130H143ZM151 129V128H150ZM175 129V128H174ZM174 129H172V130H174ZM190 129V130H189ZM205 129H203V130H205ZM53 130V129H52ZM52 130H50L51 131V133H55L54 131H52ZM95 130V129H94ZM104 130L102 131V132H104ZM110 130V129H109ZM118 130H119V128H118ZM137 130V129H136ZM137 130V132H139ZM141 130V129H140ZM155 130V129H154ZM158 130V129H157ZM172 130H170V131H172ZM56 131V130H55ZM107 131V130H106ZM120 131V130H119ZM164 131H165V129H164ZM192 131H194V130H192ZM197 131V130H196ZM96 134H97V127H96ZM100 132H101V128H100ZM107 132H109V131H107ZM107 132H104L105 134H110V132L109 133H107ZM130 132H131V129H130ZM161 132H162V129H161ZM166 132V131H165ZM165 132H163V133H165ZM188 132H187V134H188ZM200 132V131H199ZM244 132H246V133H248V134H245ZM12 133H14V132H11V134ZM156 133V132H155ZM163 133L162 134H159V135H163ZM5 134V133H4ZM3 134V135H4ZM96 134H93V137H94V135H95V137H97L99 134L100 135H102L101 133H99L98 135H96ZM196 134H197V136H196ZM244 136V137H242V135ZM10 135V134H9ZM8 135V136H9ZM18 135V134H17ZM20 135V134H19ZM47 135H48V133H47ZM47 135H46V137H47ZM51 134H49V136H50ZM111 135H112V133H111ZM135 135V134H134ZM15 136V135H14ZM43 136H45V135H43ZM54 135L52 134V136H50V138L51 137H53ZM104 136V135H103ZM108 136V135H107ZM106 136V137H107ZM110 136V135H109ZM195 136V137H194ZM20 137L22 138V140L25 138V136H19L18 138L20 139ZM40 137H42V136H40ZM39 137V138H40ZM112 137V136H111ZM111 137H107V138H111ZM134 137V136H133ZM165 137V136H164ZM8 138V137H7ZM10 138V137H9ZM44 138V137H43ZM54 138V137H53ZM92 138V137H91ZM100 138V137H99ZM106 138V139H107ZM14 139V141H11V142H15L16 140L15 139H17V138H13ZM12 139V140H13ZM49 139V138H48ZM89 139H90V136H89ZM92 139H95V138H92ZM97 139V138H96ZM95 139V140H96ZM104 139H105V137H104ZM129 139V138H128ZM127 139V140H128ZM192 139V140H193ZM200 139V140H201ZM10 140H11V138H10ZM9 140V141H10ZM22 140H19L18 142H21ZM25 140V139H24ZM108 140V139H107ZM107 140H106V142H107ZM135 140V139H134ZM154 140H152V143H153V141ZM198 140V139H197ZM200 140H198L197 142L199 143H201V141ZM207 140L206 141H202V144H203V142H207ZM254 139H251V141H253ZM53 141H55V139H53ZM97 141V140H96ZM102 141H104V140H102ZM111 141H112V139H111ZM165 141V140H164ZM183 141V142H182ZM245 141V142H244ZM99 142V141H98ZM128 142H129V140H128ZM130 142H132V140H130ZM129 142V143H130ZM136 141H133L132 143L134 144ZM147 142H148V140H147ZM172 142V143H171ZM191 144H190V143ZM105 143V142H104ZM109 143V142H108ZM107 143V144H108ZM111 143H113V142H111ZM131 143V144H132ZM151 143V142H150ZM151 143V144H152ZM171 143V144H170ZM183 143V144H182ZM188 143V144H187ZM198 143H196V144H198ZM238 143H240V144H238ZM106 144V143H105ZM116 144V143H115ZM131 144H130V146H131ZM146 144V143H145ZM149 144V143H148ZM185 144H187V146L185 145ZM201 144V145H202ZM256 145V147H253V145ZM109 145H112V144H109ZM108 145V146H109ZM126 145H127V143H126ZM140 145V144H139ZM157 145H159V144H157ZM168 145V148L170 147ZM185 147H184V146ZM195 145V144H194ZM194 145H192L193 147H194ZM200 144L199 145H195V146H201ZM209 145V146H208ZM241 145V146H240ZM248 145V146H249ZM105 146V145H104ZM112 146H114V145H112ZM111 146V147H112ZM136 146L138 147V145L136 144ZM188 146H190L189 148H188ZM234 146H233V148H234ZM107 147V146H106ZM127 147V146H126ZM134 147H135V144H134ZM133 147V148H134ZM137 147H135V148H137ZM150 148L148 149V146L146 147L147 149H148V151L150 152V155L148 154V153H146V156L147 155H149V157L151 156V158L153 157V154L155 155L158 151H160L159 150V148H161V146H157V152L156 153H154L155 151L154 150H151V149H153L152 148V146H149ZM209 147H211L210 149H208ZM71 148H75V147H71ZM70 148V149H71ZM139 148V147H138ZM156 148V147H155ZM154 148V149H155ZM161 148V149H162ZM165 148H167V147H165ZM173 148V149H174ZM178 148L177 149H174V150H178ZM195 148V147H194ZM198 148V147H197ZM199 148H201V147H199ZM213 148V149H212ZM223 148V149H224ZM230 148V149H229ZM249 147H248V149H247V147H246V151L248 150V154H249V156L250 155H252V156H250L251 158L253 157V154H254V156H256V158H258L259 157V162L261 163V164H258L257 162H258V160L254 157V158H250L248 155H247V153H245L246 151L245 150H242L246 155L245 156H247L246 158H245V156H242V155H244V154H242L243 152H241V156L242 157H244L245 159L244 160H248V161H244L243 160V158L242 157H240V151L239 150H237V151H239L238 153H239V155L236 153L237 151H233V153H236L237 154V156H236V158L238 157V159H240L241 158V160H242V163L243 164H245L246 166H247V164L249 163V161H251L250 162V164H251V166L253 167L254 165H256L255 163H257V165H258V168H257V166H254V168H256V169H261V168H259L260 166H262V167H264L262 164H264V163H262V162H264V156L259 152V151H261V150H255V151H253V150H251ZM260 148H258V149H260ZM263 148V149H262ZM127 149V148H126ZM128 149H130V148H128ZM127 149V150H128ZM144 149V148H143ZM143 149H140V150H143ZM146 149V150H147ZM164 149V148H163ZM162 149V150H163ZM171 149H172V146H171ZM172 149V151H174ZM212 149V150H211ZM249 149H250V151H249ZM73 150H75V149H73ZM72 150V151H73ZM127 150H124V152H126ZM131 150V152H132V149H130ZM130 150H129V152H130ZM136 151L135 152H133L134 153V155H133V153L131 154H129V152H127L128 154H129V156L131 157V159H132V161H134V162H136L137 163V160L139 161V163H140V159H141V157H140V154L139 153H141V151L138 153V151L139 150H137V149H135ZM145 150V151H146ZM168 150V149H167ZM166 149H165V152L167 151ZM185 150V151H184ZM195 151L196 152V150H199V149H196L195 148V150L192 148L191 149V151ZM232 150H235V149H232ZM71 151V150H70ZM113 151V150H112ZM112 151L110 152L111 153V156H114V154H112ZM116 150H114L113 152H115ZM144 151V150H143ZM153 151V152H152ZM171 151V152H172ZM190 151V152H191ZM208 151H207V154H208ZM55 153H56V151H54ZM123 152V153H124ZM147 152V151H146ZM162 152V151H161ZM160 152V153H161ZM165 152H164V154H165ZM190 152H188L187 151V157H188V153H190ZM194 152V153H195ZM201 152L203 153V154H206V152L204 153V150H201ZM249 152H253L252 154H250ZM256 154H255V153ZM50 153H52L51 151H50ZM94 154H95V152H93ZM120 153H122V152H120ZM135 153H137L136 155H135ZM175 151L174 152H172L171 154L172 155H174L175 156ZM178 153V152H177ZM176 153V154H177ZM257 153L260 155H262V156H257ZM53 154V153H52ZM97 154V153H96ZM124 154H126V153H124ZM124 154H122V155H124ZM143 154H144V156H145V153L143 152ZM159 154V153H158ZM162 154V153H161ZM167 154V153H166ZM170 154V148H169V151H168V156H170L171 155ZM181 153H179L178 155H180ZM186 154V153H185ZM223 154V153H222ZM228 154H230V153H228ZM227 154V155H228ZM51 155V154H50ZM58 155V154H57ZM109 154H107V156H108ZM115 155H117V154H115ZM171 155V157H173ZM177 155V156H178ZM184 154H182L181 156H183ZM190 155H192V154H190ZM231 155V154H230ZM230 155H228V156H230ZM49 156V155H48ZM94 156V155H93ZM102 156V155H101ZM100 156V157H101ZM132 156H134V157H132ZM136 156V157H135ZM142 156V155H141ZM143 156V157H144ZM155 156H157V154L155 155ZM155 156H154V159H152V160H155ZM162 156H164V155H162ZM161 156V157H162ZM167 156V157H168ZM177 156H176V159H177ZM181 156H179V157H181ZM204 156V155H203ZM210 157V155H207V157ZM212 156H214V154L212 155ZM212 156H211V158H212ZM228 156H226V157H228ZM50 157V156H49ZM57 157H60V155L59 156H57ZM62 157V156H61ZM95 157H96V155H95ZM94 157V158H95ZM117 157V156H116ZM126 156L124 155V157H123V159L125 158ZM158 158L160 157L159 155L157 156ZM156 157V158H157ZM170 157V158H171ZM190 157V156H189ZM192 157V156H191ZM205 157V156H204ZM222 157V156H221ZM248 157L251 159H248ZM260 157H262V158H260ZM97 158V157H96ZM101 158H103V157H101ZM104 158H106V157H104ZM135 158H137L136 160H134ZM140 158V159H139ZM151 158H148V156H147V159L148 160H150ZM217 158V157H216ZM231 158H232V156H231ZM235 158V157H234ZM45 159V158H44ZM110 159H112V158H110L109 157V159H108V157H107V160L106 161H110ZM117 159V158H116ZM119 159V158H118ZM126 159V158H125ZM130 159V158H129ZM160 159V158H159ZM167 159V158H166ZM175 159V160H176ZM183 159H184V157H183ZM190 159V158H189ZM219 160H221L220 159V157L218 158ZM256 160V161H252V160ZM263 161H262V160ZM39 160H41V159H39ZM66 160H68V159H66ZM90 160V159H89ZM120 160H122V159H120ZM168 160H170V159H168ZM207 160H210L211 161V159H208L207 158ZM217 159H215V161H216ZM240 160V161H241ZM42 161V160H41ZM49 161H51V160H49ZM48 161V162H49ZM94 161V160H93ZM97 161H98V159H97ZM103 161H104V159H103ZM123 161V160H122ZM122 161H117L116 160V162H115V159H114V157H113V165H115L114 163H118L119 162V164L121 163V165H122ZM125 161V160H124ZM123 161V162H124ZM151 161V160H150ZM159 161V160H158ZM204 161H206V160H204ZM218 161V160H217ZM222 161V160H221ZM227 161V160H226ZM237 161V160H236ZM38 162V161H37ZM46 162V161H45ZM62 162V161H61ZM66 162V161H65ZM95 162V161H94ZM99 162V161H98ZM101 162V161H100ZM105 162V161H104ZM128 162H129V164H131V163H133V162H131V160L129 161H127V164H128ZM149 161H146V164L148 163ZM153 162V161H152ZM151 162V163H152ZM168 162V161H167ZM170 162V161H169ZM173 162H174V159H173ZM189 162V161H188ZM207 162V161H206ZM214 162V161H213ZM246 162H247V164H246ZM252 162H255V163H253L252 164ZM64 163V162H63ZM66 163H68V162H66ZM65 163V164H66ZM74 163H76V161H74ZM73 163V164H74ZM92 163V162H91ZM103 163V162H102ZM110 163H112V160H111V162ZM136 163H134L135 165H136ZM150 163V164H151ZM209 163V162H208ZM210 163H212V162H210ZM237 163H239L238 164V168H239V170H237V171H242L243 173L244 172H246V171H248L250 168H251V170L253 171H251L252 173H253V175H252V173H250V171H248L250 174H249V176H254V175H256V176H254V177H258V176H260L262 173V170H263V168L261 169V172H260V170H259V175H257L258 173H257V171H256V173L254 174V170H253V168L249 165V167H247V169H246V167L245 168H243L242 167V163L240 164V162H237ZM40 164V166H41V163H39ZM97 165H95V166H98V163H96ZM107 164V163H106ZM105 164V165H106ZM109 164V163H108ZM123 164H125V162L123 163ZM129 164H128V167H126V164H125V166H124V168H126V171H127V168H130L131 166H132V164L130 165V167H129ZM133 164V165H134ZM145 164V166H147ZM154 164V163H153ZM166 164V163H165ZM169 164V163H168ZM213 164H216V162L215 163H213ZM213 164H211V165H213ZM231 164H233V163H231ZM230 164V165H231ZM236 163L234 162V164L233 165H235ZM76 165V164H75ZM74 165V166H75ZM99 165H100V163H99ZM102 166L101 167H99L100 168V170H101V168L104 166L103 164H101ZM112 165V166H113ZM121 165H118V164H116L115 166H113V167H116V168H114V171L116 172V171H118V169L120 170V167H121ZM139 164L137 163V166H132L133 168H135L136 169V167L138 168V170L139 169H141V171L139 170V171H136L138 174H140V175H136L137 173L136 172H134V170L132 171V167L130 168L131 169V171H130V174H131V176L133 175H135V177L134 178H130L131 176H130V174L129 173H127V172H124L125 170H124V168H123V165H122V170H120V171H122V173L124 172V173H126L125 174V176H126V178L127 177H129V178H127V181L126 180H124V177H122L123 178V180H122V178H121V180L122 181H125L124 182V185L123 186H121L120 184H123V183H119V185H120V187H122L123 188V190H125L126 189V191L124 192V195L123 194H121V189L120 188H118V187H115L114 189H115V191L116 192H118L119 191V189H120V193L118 194V193H116L117 194V198H119V199H117L116 201H118V202H115L114 201V199H113V201H112V199L110 200V199H108L107 198V202H106V197H108L110 194V192L108 193V191L109 190H106V189H104L105 191H107L106 193L107 194H109V195H107V196H105V192L104 191H102V192H100L101 193V196H102V198H101V200H103L104 198H103V195L105 196V202L107 203V205H108V207H109V209L108 208H106V204H105V202L104 201H101L100 202V200L99 199H97V197H96V193L97 192H99V191H97L96 193L94 192V193H92V194H95V197H96V199L97 200H94V201H97V202H95L94 204H93V201H91V200H93V199H89L88 197V199L86 198V197H83L82 199L83 200H85V199H87V200H85L84 202L85 203H87L86 201H88V200H90V203L88 202L86 205H85V207L87 206V207H89L88 205L90 204L91 206L90 207H92V205L94 206V208H99L98 210L97 209H95V210H97L98 212L100 211V209H101V207H102V209L101 210H103V208H104V205H105V209L106 210H110V208H112L111 209V215H110V217L112 216V218H110L109 217V214H110V212H107L106 213V210L104 209L103 211H102V214L104 215V214H106V215H104L105 217H106V219H108L110 222H111V220H112V222H113V224H114V227H116V226H119L120 227V229L118 228V230H120L119 232V234H118V232L117 231H115L118 235H121V237H119V238H121V239H119V240H121L122 241V244L120 245V244H118V246L120 245L121 246V248H120V252L118 253V255L116 254V252H114V254H116V255H114V257L115 258H111L110 259V261H108L107 263H106V261H107V259H109V256L112 254H110V255H108V253L110 252H108L107 253V255H108V258L106 257V256H104V259H106V261H105V263H103L102 262V260H101V262L102 263H100V264H264V228H261L258 232H252V233H254V234H251L250 232H247V233H249L248 235H247V233L246 232H244V233H246V235L245 236H243V235H241L242 237H239V238H237L236 240H233L232 242L230 241V242H225L224 243V241H223V243H209V244H206V245H198L197 247H195V246H193L192 245V247L189 249V251H188V249H185V250H187V251H185L186 253L185 254H183L184 253V251H183V249H181V251H183V252H179V250L177 251L176 249H175V252L173 251V250H170L169 252L170 253H167L168 252V236L166 235V237H165V233L166 232H164V231H167V229L169 228V226H167L168 224V220H167V222H165V220L167 219V217H170L171 215H173V214H175V212H178L179 211V213L182 211H188V208L190 207V208H192V206L195 204V203H193L192 201H191V198H190V195L188 194V195H186V196H189V200L190 201H188V199H187V201H182V196H181V198H180V200H179V197H178V200L179 201H182V202H180V203H178L179 201L177 200V202L175 203L174 201V199H173V196H171L172 198L171 199H173L174 201H172L171 199H169L170 201H172V203L173 204H171L168 200V202H166L165 201V199H164V203H166L165 205H167V208L165 207V209H167V212L165 211V214H162L163 216H161L160 217V225H159V229H158V231H160V233H161V235H160V233H158V232H155V233H157V234H159L161 237H160V239H162V240H160L161 242H160V244H159V246L158 245H156V243L154 244V243H149V240L147 241L149 244H151V245H148L147 244V246H145V250L143 249V251H140L138 248H137V250L135 251V250H133L134 251V254H135V256L134 257H132V250L131 249H133V247L134 246H132L131 247V242H130V224H131V221L133 220V218H134V216L135 215H137L138 214V212L141 214L142 213V211L143 210H145L148 206L150 207V205L153 203V201L152 200H150V202H151V204H150V202H149V200L147 201V200H144L143 199V201L147 204V203H149L148 205H146L147 207H145L144 205H145V203L143 204L141 201H142V199L140 200V198H145V199H148L147 198V196L145 195V194H152V193H150L149 191L148 192H144V191H142V190H144V188L147 186L146 184V186L142 189V187H141V189L142 190H140L141 191V193L140 194H137V193H134V191L136 190L138 193H139V189H140V187L138 188L137 187V184H139V183H137L136 184V186L135 187H137L135 190H134V188L132 187V186H134L135 184H133L132 185V183H136V181H135V179H136V177H140L138 180H141L142 181V177L144 176V178H145V175H143L142 176V174L140 173V172H143L142 171V169L144 168H142L141 167V163H140V165L138 166ZM152 165V164H151ZM204 165V164H203ZM206 165H208L207 163H206ZM205 165V166H206ZM210 165V164H209ZM260 165V166H259ZM29 166V165H28ZM43 166V165H42ZM117 166H118V168H117ZM143 166V165H142ZM214 166V165H213ZM33 167V166H32ZM107 167V166H106ZM109 167H110V165H109ZM109 167H107V169H104V167L102 168V170L103 171H105V170H107V172L106 173H104V174H106V176H107V174H108V176H107V178L109 177V176H111V175H109L110 174V171H113V169L111 170V168L108 170V168ZM141 167V168H140ZM151 168H152V166H150ZM149 167V168H150ZM212 167V166H211ZM242 167V168H241ZM77 168V167H76ZM237 168V169H238ZM26 169H28L27 167H26ZM33 169V168H32ZM78 169V168H77ZM116 169V170H115ZM231 169V168H230ZM242 169V170H241ZM245 169H246V171H245ZM31 170V169H30ZM144 170V169H143ZM233 170V169H232ZM231 170V171H232ZM235 170L236 169H234V171L233 172H235ZM27 171H29V170H27ZM109 171V172H108ZM113 171V172H114ZM128 171V172H129ZM148 171V170H147ZM146 171V172H147ZM211 171H212V169H211ZM214 171V170H213ZM264 171V170H263ZM32 172V171H31ZM136 173V174H134V173ZM146 172H145V174H146ZM29 173H30V171H29ZM35 173H36V171H35ZM121 173V174H122ZM133 173V174H132ZM152 173V172H151ZM239 173H241V172H239ZM101 174V173H100ZM103 174V175H104ZM111 174H113L112 172H111ZM118 174H120L119 173V171H118ZM120 174V175H121ZM127 174H129V175H127ZM213 174V173H212ZM212 174H211V178H212ZM215 174V173H214ZM213 174V175H214ZM124 175V174H123ZM122 175V176H123ZM264 175V174H263ZM28 176V175H27ZM46 176V175H45ZM101 176V181H99V182H96L95 183V185L96 186H94V184H93V186L94 187H92L93 189L94 188H97L98 186H99V184L101 183V182H103V183H101L100 185L102 186L101 188L103 189V188H107L108 189V186L109 185H111V186H109V189L110 188H113L114 187V185H116L117 186V184L118 183H116L115 182V180L114 179H112V181L110 180V178L112 177H110V178H108V180H107V178L105 177V180H104V178H102V174L100 175ZM99 176V177H100ZM105 176V175H104ZM147 176V175H146ZM246 177H248V176H246ZM33 178H36V177H33ZM38 178V177H37ZM36 178V179H37ZM51 178V177H50ZM70 178V177H69ZM114 178H115V176H114ZM213 178H215V175H214V177ZM259 178V177H258ZM263 177L262 176H260V179H259V181H263V179H262ZM25 179H27L26 177H25ZM35 179V180H36ZM99 180V178H96V181H98ZM103 179V180H102ZM120 179V178H119ZM131 179H133V182H132V180ZM151 179H153V178H151ZM209 179V178H208ZM247 179V178H246ZM245 179V180H246ZM249 179V178H248ZM253 179V178H252ZM251 179V180H252ZM28 180V179H27ZM35 180L33 181V182H35ZM40 180V179H39ZM55 180V179H54ZM71 180V179H70ZM95 180V179H94ZM114 180V181H113ZM118 182L120 181V180H118V179H116ZM137 180V179H136ZM138 180H137V182H138ZM154 180V179H153ZM152 180V181H153ZM156 180V179H155ZM254 180V179H253ZM25 181V180H24ZM29 181H30V178H29ZM43 181V180H42ZM41 181V182H42ZM50 181H52V179H50L49 180V182ZM58 181V180H57ZM109 181V183H107ZM110 181L113 183H115V184H110ZM122 181H120V182H122ZM150 181V180H149ZM26 182V181H25ZM36 182H39V181H36ZM41 182H39L40 184H41ZM48 182V183H49ZM54 182V181H53ZM55 182H56V180H55ZM143 182V181H142ZM210 182H211V180H210ZM209 182V183H210ZM212 182H213V179H212ZM238 182V181H237ZM257 182V181H256ZM28 183V182H27ZM31 183V182H30ZM62 183V182H61ZM60 183V184H61ZM92 183H94L93 181H92ZM92 183H91V185H92ZM106 183V184H105ZM208 183V182H207ZM260 183V182H259ZM258 183V184H259ZM264 183V182H263ZM17 184V183H16ZM16 184H15V186H16ZM19 184V183H18ZM35 184V183H34ZM44 184V183H43ZM42 184V185H43ZM56 184V183H55ZM58 184V183H57ZM63 184V183H62ZM62 184H61V186H62ZM85 184V183H84ZM83 184V185H84ZM106 186H104V185ZM109 184V185H108ZM141 184V183H140ZM149 184H151V182L149 183ZM212 184V183H211ZM242 184V183H241ZM23 185V184H22ZM28 185V184H27ZM26 185V186H27ZM31 185H32V183H31ZM31 185H30V188H31ZM47 185V184H46ZM51 185V184H50ZM86 185H88V184H86ZM90 185V186H91ZM108 185V186H107ZM113 185V186H112ZM118 185V186H119ZM246 185V184H245ZM257 184H255L254 186H256ZM261 185V184H260ZM263 185V184H262ZM49 186V184L47 185V187ZM58 186V185H57ZM89 186V187H90ZM139 186V185H138ZM208 186H210V184L208 185ZM233 186H234V184L233 185H231L230 186V188L232 187L233 188ZM237 186H238V183H237ZM28 187V186H27ZM36 187H37V185H36ZM46 187V188H47ZM50 187V186H49ZM48 187V188H49ZM59 187V186H58ZM81 187L82 188H85L84 186H82L81 185ZM89 187H88V189H89ZM235 187V186H234ZM257 187H258V185H257ZM263 187V186H262ZM16 189L17 188H20V187H15ZM44 188H45V185H44ZM61 188V187H60ZM99 188H100V186H99ZM98 188V189H99ZM118 188V189H117ZM147 188H150V187H147ZM147 188H145V190H148ZM154 188V187H153ZM156 188V187H155ZM176 188V187H175ZM208 188V187H207ZM231 188V189H232ZM238 188H240V187H238ZM242 188V187H241ZM245 189H246V186L244 187ZM248 188V187H247ZM12 189H13V187H12ZM15 189V190H16ZM21 189V188H20ZM22 189H23V187H22ZM21 189V190H22ZM26 189V188H25ZM34 190H35V192H37L36 191V189L35 188H33ZM40 189V188H39ZM42 189V188H41ZM40 189V190H41ZM81 189V188H80ZM79 189V190H80ZM90 189H91V187H90ZM93 189H91V190H93ZM234 189V188H233ZM232 189V190H233ZM237 189V188H236ZM245 189H243L242 188V191H241V189H239L240 190V194H239V192H237L238 190H236V191H232V194H236L235 196L238 198V196L239 195H241L242 193H243V191L245 190ZM249 189H251L250 187H249ZM260 189V188H259ZM264 189V188H263ZM33 190V191H34ZM38 190V189H37ZM49 190V189H48ZM77 190V189H76ZM86 190V189H85ZM100 190V189H99ZM113 189H111L110 191L111 192H113V194H114V190L112 191ZM118 190V191H117ZM153 190V189H152ZM157 190V189H156ZM156 190H153V191H156ZM173 191H174V193H175V190L174 189H172ZM171 190V191H172ZM253 190V189H252ZM11 191V190H10ZM20 190H18V192H19ZM27 191V190H26ZM33 191H31V192H33ZM54 191V190H53ZM55 191H56V189H55ZM55 191H54V193H55ZM82 191V190H81ZM87 191V190H86ZM96 191V190H95ZM101 191V190H100ZM135 191V192H136ZM164 191V193H165V191H167V190H163ZM168 191H170V189L168 190ZM172 191V192H173ZM258 191V190H257ZM256 191V193H258ZM259 191H262V190H259ZM16 192V191H15ZM20 192H22V191H20ZM19 192V195L21 194ZM28 192V191H27ZM30 192V194H28V196L30 195L31 196V194L33 195V193H31ZM42 192V190L40 191V193ZM45 192V191H44ZM44 192H42V195L41 194H39V195H41V197L43 196V193ZM57 192V191H56ZM77 192V191H76ZM91 192V191H90ZM89 192V193H90ZM122 192V193H123ZM171 192V193H172ZM205 192H207V191H205ZM227 192H228V190H227ZM233 192H236V193H233ZM244 192H248V193H250V191H244ZM251 192H254V191H251ZM13 193H14V191H13ZM23 193H24V190H23ZM29 193V192H28ZM49 193V192H48ZM52 193V192H51ZM79 193V192H78ZM145 193V194H144ZM154 193V192H153ZM180 193V192H179ZM178 193V194H179ZM237 193H238V195H237ZM259 193H261V192H259ZM11 194H12V192H11ZM15 194V193H14ZM14 194H13V196H14ZM17 194V193H16ZM50 194V193H49ZM85 194V193H84ZM83 194V195H84ZM112 194V195H113ZM131 194H132V196L134 197V195H140L139 197V201L141 202V204H140V202H139V206H138V202L136 201V200H134V199H137L138 200V198L135 196L134 197V199L132 198V196H131ZM142 194V195H141ZM143 194L145 195V197H143ZM148 194V195H149ZM155 194H156V192H155ZM166 194V193H165ZM177 194V195H178ZM246 194V193H245ZM244 193H243V195H241V196H239V197H241V198H243L242 196H244L245 195ZM25 195V194H24ZM76 195H78V194H76ZM75 195V196H76ZM112 195H110V198L112 197ZM115 195V194H114ZM113 195V197H115ZM160 195H161V197L163 198V197H165V196H162V194H161V192H160ZM169 195V194H168ZM172 195H174V194H172ZM180 195V194H179ZM201 195V194H200ZM234 195H232V199H230V200H234L235 201V199H236V197L234 196ZM253 195V194H252ZM257 195V194H256ZM17 195H15V197H13V198H19V196L18 197H16ZM21 196V195H20ZM25 196H27V195H25ZM36 197H33V199L35 198V200L36 199H38V197L39 196H37V195H35ZM47 196H49V195H47ZM46 196V197H47ZM51 196V195H50ZM55 196V195H54ZM79 196H80V194H79ZM91 196V195H90ZM130 196V197H129ZM153 197H154V195H152ZM155 196H158L159 197V193H158V191H157V195H155ZM175 196H176V194H175ZM196 198H198V196L199 195H197L196 194ZM255 196V195H254ZM12 198L11 196H9V194H8V198ZM24 197V196H23ZM22 197V198H23ZM41 197H39V201H40V198ZM45 197V195H44V197H42V198H46ZM53 197V196H52ZM59 197H61V196H59ZM82 197V195L79 197V198H81ZM95 197H93V198H95ZM112 197V198H113ZM158 197H154V198H157L158 199ZM192 197V196H191ZM235 197V198H234ZM247 197V196H246ZM9 198V199H10ZM21 198V197H20ZM41 198V200L43 201H46V199H42ZM50 198V197H49ZM64 198V197H63ZM133 200H132V199ZM154 198H151L150 197V199H154ZM167 198H169L168 196H167ZM175 198V197H174ZM184 198V197H183ZM186 198H188V197H186ZM186 198H184V200L186 199ZM194 198H195V196H194ZM200 198V197H199ZM230 198H231V192H230ZM244 198H245V196H244ZM250 198V197H249ZM251 198H253V197H251ZM25 199V198H24ZM30 198H26L25 200H29ZM31 199H32V196H31ZM30 199V200H31ZM52 199V198H51ZM54 199L56 200L57 199V201H54L53 200V202L51 201L50 203H53V204H50L49 203V201H48V205H47V202H45L46 203V209H44V211L43 212H41L39 215H43V213H45L46 215H48V216H46L45 215V217H44V215L42 216V217H38V218H40V219H42V220H39V219H37L36 217H37V214H36V211L37 210H35L34 208L36 207L35 205H34V203L33 204H31V203H27V206H26V208H24L23 206H22V208H20V205L17 207V209L18 208H20V209H22L23 210V213H24V215L26 214V216H25V218L22 216L23 214L21 213V211L20 212H18V214H17V216L19 215V213H21V216H22V218H24L23 220H24V222L22 221V219L21 218H19V217H21V216H16V213L14 214V215H12V217L15 219H17V220H14V222H11V221H13V220H11L10 219V216H11V213L9 214L8 212H9V210H8V212L6 213V211H5V214H2V215H0V238L3 236L4 238L6 237V239H9V238H13V237H18V239H20L21 240V238L23 237V238H25L26 239V237L24 236V235H26V233H28L27 231H29V233L34 229L32 226H35V225H38V224H45V226L46 225H50V226H52V228L54 229V227L55 226H53V224L54 225H56V222H57V224L58 223H61L62 222V220H64V219H67V220H70V218H72V215H70L69 216V214H67V212H72L71 214H76L75 212H77V211H75V212H73V210L72 211H69L72 207H70V206H66V205H68V204H64V200L62 201L61 200V203H59V199H58V195H57V198L56 197H54ZM64 199H66V198H64ZM78 199V198H77ZM131 201L130 203H131V205H130V203H129V200ZM157 199L156 200H154V201H157ZM176 199H177V197H176ZM19 200V199H18ZM49 200V199H48ZM68 200H71V199H68ZM76 200V199H75ZM80 200V199H79ZM160 200V202L161 201H163V200H161V199H159ZM196 200V199H195ZM195 200H193L194 202H195ZM198 200V199H197ZM237 200V199H236ZM12 201V200H11ZM15 201V200H14ZM19 201H21L22 202V200H19ZM42 201H40V202H42ZM43 201V202H44ZM72 201V200H71ZM110 201H112L110 204H108V202H110ZM132 201H135V203L134 202H132ZM238 201V200H237ZM248 201H250V202H252L251 200H248ZM23 202H25V201H23ZM27 202V201H26ZM25 202V203H26ZM31 202V201H30ZM32 202H35V201H32ZM40 202L38 203L39 205H40ZM55 202H57V203H59V204H55V205H59L60 206V210H61V208L64 210V206H66V208L67 207H69V208H65L66 210H64V213H65V215H63V211H61L60 213H58L59 212V210L57 209V213H56V215L54 216V210H55V212H56V206L54 207V203ZM66 202H68V201H66ZM73 202V201H72ZM83 202V203H84ZM99 202V203H98ZM102 202H104L103 204H102ZM123 202V203H122ZM136 202H137V205H135V206H133L134 204H136ZM236 202V201H235ZM45 203H43V204H41V205H45ZM69 203H70V201H69ZM79 203H81V201L79 202ZM82 203V204H83ZM97 203H98V206H100V207H97V206H95V205H97ZM102 205H101V204ZM132 203H134V204H132ZM163 203V202H162ZM162 203H161V205H162ZM20 204V203H19ZM29 204H30V206H29ZM38 204H37V206H38ZM64 205V206H62V205ZM126 205V206H124L125 207V210H122V207H121V205ZM128 204H129V206H128ZM143 204V205H142ZM169 204H171L172 205V207L170 208V205ZM175 204H177V205H175ZM249 204V203H248ZM2 205H4V204H2ZM18 205V204H17ZM22 205V204H21ZM24 205H26V204H24ZM73 205V204H72ZM168 205H169V208L170 209H168ZM192 205V206H191ZM5 206V205H4ZM32 206V207H31ZM35 206V207H34ZM112 206V207H111ZM133 208H132V207ZM141 207V206H144L143 207V210H141V208H139L140 209V211H139V209H137L138 207ZM153 206H156L155 204L153 205ZM189 206V207H188ZM195 206V205H194ZM193 206V207H194ZM40 207V206H39ZM54 207V208H53ZM64 207V208H63ZM78 207V206H77ZM83 207V206H82ZM188 207V208H187ZM209 207V206H208ZM212 207L213 206H211V209H212ZM3 208V207H2ZM1 208V206H0V209H2ZM6 208H7V204H6ZM42 208V207H41ZM53 208V209H52ZM130 208V209H129ZM131 208H132V210H131ZM145 208V209H144ZM187 208V209H186ZM189 208V209H190ZM250 208V207H249ZM10 209V208H9ZM17 209H14V210H17ZM38 209V208H37ZM40 209V208H39ZM43 209V208H42ZM42 209H40L41 211H42ZM69 209V210H68ZM83 208H81V211L83 212V210H82ZM85 209V208H84ZM93 209V208H92ZM163 209V208H162ZM186 209V210H185ZM210 209V208H209ZM4 210H6V209H4ZM33 210V214H32V216H30L31 215V211ZM47 210H49V211H47ZM79 210V209H78ZM86 210H88L87 208L84 210V211H86ZM120 210L122 211V212H120ZM191 210V209H190ZM249 210V209H248ZM12 211V210H11ZM52 211H53V213H52ZM97 211H94V213H96ZM124 211V212H123ZM2 212V211H1ZM4 212V211H3ZM15 212V211H14ZM34 212H35V214H34ZM53 214H51V213ZM88 212V211H87ZM250 212V211H249ZM62 213V214H61ZM100 213H101V211H100ZM99 213V214H100ZM109 213V214H108ZM144 213H145V211H144ZM154 213V212H153ZM164 213V212H163ZM184 213V212H183ZM13 214V213H12ZM61 214V215H60ZM73 214V215H74ZM78 214H79V212H78ZM82 214V213H81ZM81 214H79V215H81ZM86 214V213H85ZM93 214V213H92ZM91 213H87V215L86 216H88L87 218H90V216H91V218H92V220L94 221H92V220H90V222H92V224H90V223H88L89 221V219H86V223H85V221H84V224H83V227H80V228H82V229H85V228H87V230H89L91 227L93 228V227H100L101 225H103L101 222L102 221H100V219H101V216H102V214L101 215H98L97 213L95 214V215H98L99 216V219L96 221V219L98 218V216H97V218L95 217L94 218V216L92 215ZM155 214V213H154ZM27 215L29 216L28 218H27ZM33 215H36V217L35 216H33ZM60 215V216H59ZM79 215H78V218H79ZM83 215H84V213H83ZM83 215H81V216H83ZM90 215V216H89ZM169 215V216H168ZM16 216V217H15ZM59 216V217H58ZM104 216H102V219H103V217ZM142 216H144V214L142 215ZM146 216H147V213H146ZM152 216V215H151ZM151 216L149 215L148 217H150V219H151ZM186 216V214L184 215V217ZM31 217H33V219L34 218H36L37 220V222L38 223H35V219L33 220ZM46 217H48V218H46ZM68 217H70L69 219H68ZM75 217V216H74ZM77 217V216H76ZM84 218H85V216H83ZM108 217V218H107ZM153 217V216H152ZM183 217V216H182ZM90 218V219H91ZM136 218H138V216L136 217ZM145 219L147 218V217H144ZM26 219V220H25ZM77 219V218H76ZM75 219V220H76ZM81 219V218H80ZM79 219V220H80ZM101 219V220H102ZM104 220V221H107V222H109L108 220ZM111 219V220H110ZM155 219V218H154ZM159 219V218H158ZM169 219V218H168ZM11 220V221H10ZM28 220H30L29 222H28ZM72 220V219H71ZM83 220V219H82ZM138 220V219H137ZM149 220V219H148ZM41 221V222H40ZM88 221V222H87ZM100 221V222H99ZM136 221V220H135ZM139 221V220H138ZM151 221H153L152 219H151ZM157 221V220H156ZM156 221H154V222H156ZM171 221V220H170ZM8 222H11V224L10 223H8ZM40 222V223H39ZM68 222V221H67ZM99 222V223H98ZM109 222V223H110ZM111 222V223H112ZM164 222H165V225H164ZM63 223V222H62ZM94 223V224H93ZM104 223V222H103ZM147 223V222H146ZM146 223H145V225H146ZM65 224V222L63 223V225ZM81 223H79L78 224V222H77V227H78V225H80ZM99 224H100V226H99ZM113 224H111V225H113ZM153 224H155V223H153ZM59 225V224H58ZM57 225V226H58ZM61 225V224H60ZM107 225H109V224H107ZM138 224H136V226H137ZM152 225V224H151ZM45 226H41V227H43V229L39 226V227H37L36 226V229L37 230H39V228H41V231L42 230H46L44 227ZM49 226V227H50ZM56 226V227H57ZM104 226H105V224H104ZM110 226V225H109ZM135 226V227H136ZM138 226H140V225H138ZM137 226V227H138ZM154 226V225H153ZM156 226V225H155ZM155 226L154 227H150V229H153V228H155ZM165 228H164V227ZM55 227V228H56ZM96 228L97 229V231H100V230H98V229H100L101 227H103V226H101L100 228ZM149 227V226H148ZM47 228V227H46ZM91 228V229H92ZM104 228V227H103ZM103 228H101V229H103ZM133 228V227H132ZM131 228V229H132ZM145 228V227H144ZM147 228V227H146ZM95 229V228H94ZM136 229H138V228H136ZM139 229H141V228H139ZM142 229H143V227H142ZM149 229V228H148ZM166 229V230H165ZM31 230V231H30ZM37 230H34L35 231V234H38L36 231ZM49 230H51V228L49 229ZM81 230V229H80ZM86 230V229H85ZM154 230V229H153ZM155 230H156V228H155ZM33 231V232H34ZM40 231V232H41ZM78 231H79V228H78ZM84 231V230H83ZM83 231H81L82 233H83ZM92 232L94 231V230H91ZM101 231H103V230H101ZM105 231V230H104ZM103 231V232H104ZM108 231V230H107ZM106 231V232H107ZM111 231V230H110ZM110 231H109V233H110ZM135 231V230H134ZM136 231H138L139 232V230H136ZM141 231V230H140ZM145 231L146 232H148L146 229H145ZM152 231V230H151ZM168 231H169V229H168ZM168 231H167V233H168ZM32 232V233H33ZM80 232V234H82ZM87 232H89V231H86V233ZM91 232V233H92ZM102 232V233H103ZM142 232V231H141ZM144 232V231H143ZM79 233V232H78ZM85 233V232H84ZM86 233L84 234V235H86ZM95 233V232H94ZM94 233H92V234H94ZM97 233V232H96ZM111 233H112V231H111ZM149 233H151V232H149ZM148 233V234H149ZM152 233H154V232H152ZM151 233V234H152ZM79 234V235H80ZM90 234V233H89ZM138 234V233H137ZM251 234V235H250ZM2 235V236H1ZM97 235V234H96ZM107 235H108V233H107ZM139 235H141L140 233H139ZM147 235V234H146ZM159 235H158V237L157 238H159ZM8 236V237H7ZM27 236V235H26ZM76 236H78V235H76ZM81 236H83V235H81ZM91 236V235H90ZM94 236V235H93ZM98 236V235H97ZM105 236V235H104ZM109 236V235H108ZM110 236H112V235H110ZM110 236H109V238H110ZM135 236V235H134ZM138 236V235H137ZM150 236V235H149ZM92 237V236H91ZM140 237V236H139ZM144 237H146V236H144ZM22 238V239H23ZM78 238V237H77ZM80 238V237H79ZM88 238V237H87ZM93 238V237H92ZM96 237H94V239H95ZM108 238V239H109ZM138 238V237H137ZM28 241H29V239H30V234H29V236H28ZM33 238L31 237V239L30 240H32ZM91 239V238H90ZM89 239V240H90ZM94 239H92V240H94ZM97 239V238H96ZM140 239V238H139ZM139 239H138V241H139ZM148 239V238H147ZM1 240V239H0ZM10 240H12V239H10ZM9 240V241H10ZM16 239H14L13 238V241H15ZM78 240V239H77ZM113 240H114V238H113ZM115 240H117V239H115ZM137 240V239H136ZM153 240V239H152ZM154 240H156L155 238H154ZM2 241H3V238H2ZM5 241V240H4ZM12 241V242H13ZM23 240H21V242H22ZM27 241V240H26ZM28 241H27V243H28ZM76 241V240H75ZM143 241V240H142ZM142 241H139L140 243L142 242ZM144 241H146L145 239H144ZM157 241V240H156ZM226 241V240H225ZM1 242V241H0ZM25 242V241H24ZM83 242V241H82ZM110 242H111V240H110ZM114 242V241H113ZM133 242V241H132ZM139 242H138V244H136V246L138 245L139 246ZM216 242H218V241H216ZM3 243V242H2ZM23 243V242H22ZM78 243V242H77ZM117 243H118V241H117ZM144 243H146V242H144ZM158 243H159V240H158ZM157 243V244H158ZM25 244V243H24ZM81 244V243H80ZM83 244H85V242L84 243H82V245ZM115 244H116V242H115ZM154 244V245H153ZM1 245V244H0ZM88 244H86V246H87ZM111 245H112V243H111ZM117 245V244H116ZM141 245V244H140ZM146 245V244H145ZM156 245V246H155ZM114 246V245H113ZM112 246V247H113ZM190 247V246H189ZM115 248V247H114ZM131 248V249H130ZM107 251V250H106ZM114 251V250H113ZM115 251H118V249H116ZM176 252H179V253H177L176 254ZM103 254H104V252H103ZM105 254H106V252H105ZM133 254V255H134ZM116 259V260H115ZM93 260V259H92ZM97 259H95V261H96ZM100 260V259H99ZM94 260H93V262H95ZM104 261V260H103ZM89 262H91L90 260H89ZM93 262H92V264H93ZM97 262H95V264H96ZM91 264V263H90Z\"/></svg>",
  "mask_w": 264,
  "mask_h": 264
}]
</instances>
